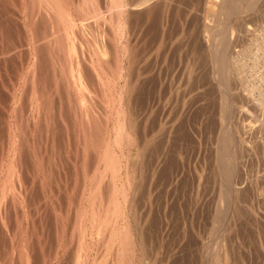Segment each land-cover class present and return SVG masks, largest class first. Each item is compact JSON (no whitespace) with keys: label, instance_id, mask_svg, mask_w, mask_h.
<instances>
[{"label":"rangeland","instance_id":"obj_1","mask_svg":"<svg viewBox=\"0 0 264 264\" xmlns=\"http://www.w3.org/2000/svg\"><path fill=\"white\" fill-rule=\"evenodd\" d=\"M23 3H22V2ZM65 1V3L67 4L66 6L69 8V10H70V12L74 15V16H77L78 17V15H83L82 13L84 12V13H86V8L88 9V11H87V14H85V16H87V18L86 19H88V21L90 22V25H91V23H92V26L91 27H93L92 29H87L88 31H92V32H96L97 31V35L98 36H95L96 38H95V42L97 41V43H96V46H97V44H98V46H99V48H101L100 50H104V52H106L105 54H106V56L108 57V60H107V62H108V64L110 65V66H114L113 67V70L111 71L110 69L112 68H107V67H104L105 65H103V68H101L100 66H98L97 65V63H96V65H94L93 64V66L96 68V69H94V67H93V71L95 70V72H98V70H100L99 71V77H100V80H101V83H100V87L98 86V83H97V86H95V88H93V92H94V89H97V90H95V92L97 93V95H95L96 93H94V95H93V102H94V104L96 105V107H95V109L96 110H98V111H100L101 112V116H103L104 115V113L105 114H107V113H110V114H107V116H106V119H105V121H107V124H105V128H104V136H103V144H102V147H103V149H102V147H101V149H102V151H101V149H99V151L98 150H94V152H92V150L91 151H88V153L90 154V155H88L87 154V152L85 151V146L83 145V143H84V141H81V140H83L82 139V136H81V133H80V129L78 128L79 126H78V124H77V122L75 123V126L73 125L74 124V117H73V114H72V112H71V110H73V109H70V107L68 108V106L71 104L70 102V100H69V103H67L68 102V98H67V94H65L66 92L64 91L65 90V82H62V83H64V85H63V87H62V83H60L59 81H56V77L55 76H57V75H54V73L52 74V72L54 71V70H52L53 69V67L51 66H47V63L46 62H48V59L46 58V57H48L47 55H46V53H45V51H42V46L40 47V48H42L40 51L39 50H37V52L34 54V52L32 53V50H33V46L31 47V45H32V42H31V40H30V35H31V29L28 27L27 28V26H28V23L26 22V18H27V15H26V13H25V11H24V9L21 7L22 5L24 6V0H0V25L1 24H3V26H4V29H3V26H0V28L2 27V29H0L1 31H0V55H2V56H0V115H2V116H0V152H3L2 154L0 153V155H2V157H3V159L1 158V156H0V171H1V173H0V189L2 188V190L4 191V192H7V197L6 196H4V192H3V194L1 195V198L2 199H6L5 201H3L2 199L0 200V203H1V209H0V211H1V213H0V216L1 215H3V216H1L0 217V220H1V222H0V255L1 254H3L2 256L4 257L5 256V258L2 260V256H0V260H2V262H6L7 264H24V263H26V264H77V261H75L76 259L74 258V256H72L73 254L75 255V253L74 252H76V251H78L79 250V248H78V237L79 236H84L83 238H85V240L83 239V243L85 244L84 246V251L86 252V254H88L87 255V259H88V261H87V259H86V264H92L93 262H92V260L93 261H95V262H97V263H99V264H103V255H106V253L107 252H109L108 250H107V248H106V246H109L110 247V245H106L107 244V241L106 242H104L105 240H107V239H110L109 237H107V235L105 236L104 235V233H103V231H104V229H101V231H97V229H94L93 228V226H92V221H91V212H92V210H91V208L92 209H95L96 207L95 206H97V204H98V209L100 210V212L102 211V209H100V208H103V210L107 207V211H108V213H109V211L111 212V209H112V206H113V204H115V199L114 198H116V196L119 198H117L118 200H120V203L121 204H123V205H121V207H122V211L124 210V207H125V209L126 210H124V212L122 213V211H120V213L118 212L117 213V216H118V221L116 222V224H115V226H116V228L118 229V228H120L121 226L119 225V224H121L122 223V218H123V220L125 219V220H127L128 222H130L133 226H136L135 228H136V231H137V233L139 234V235H143V237L145 238L144 239V241L146 242V248H147V252H148V257H151V255H152V257L151 258H154L155 257V259L158 257V255H160L155 261H154V263H152V264H213L212 262V259H213V254H210V253H207L206 252V248L208 247V249H210V247H211V249H210V252H213V251H211V250H213L217 245L215 244V240L217 239V237H219V235H220V237L221 236H223V235H221V234H219V231H218V229H216V226H217V224L218 223H223V224H226V223H228V221H229V223L232 225L233 223H234V221L236 222L235 224H233V225H235V226H237V228H236V230H234L235 228H234V226H233V229L230 231V233H228V234H226V235H224L223 237H225L224 238V240H226V245L227 246H225V247H228L229 246V248L231 247L230 245H232L233 247H231L230 248V251L231 250H234L235 251V249L237 248L240 252H242V253H240L241 254V256L242 257H240V254L238 255L237 253H235L234 252V257L235 258H231V260H230V258H226V260L224 261V263L225 264H264V233H262V232H264V204H263V202H264V131H262V129H260V131H258L259 129L258 128H261L260 127V125L258 124L259 122L258 121H256V120H251L250 122V124H251V126H252V129L250 130L251 132H248V133H246L247 132V127H246V122L250 119L249 117L246 119V120H237L236 119V122L240 125V126H238V128H239V131L241 132L245 127H246V131H245V133L244 132H241L240 134H241V136L243 135L244 136V138H243V140L245 139L246 141L245 142H243L245 145L249 142V140H250V138H251V140L252 141H254V142H252L251 140H250V142H251V146L253 147V149H252V151L250 152L249 151V153H247L246 151H243L242 153L243 154H241V158L239 159V165H238V168H237V170H236V179H235V183L236 184H239V181L241 180V178L243 177V180H244V190H241V192H240V194H238L237 195V199H236V201H235V203H238L237 205L238 206H236L235 205V207H238V209L234 212L233 211V215L235 216V217H233L231 214H232V212H229L230 213V215L229 216H231L232 218L231 219H228V218H230L229 216L227 217V219L224 221V220H222V219H220V218H218V216H217V214L216 215H214V217H211L212 215H213V210H214V203H216V201L218 200V198H216V196H217V193L218 192H220V189H221V184L219 185V181L217 180V178H214V172H212V168H210V170H209V168L206 170V174L205 175H203V177L201 178V184H200V186H199V189H201V191H199V197L198 198H195V195H194V192H192V190L193 191H195L194 189L195 188H192V183H194V185L196 184V182H192V180H191V177H193V176H186L185 177V175H184V172L186 171V164L184 165V163L187 161V159H186V155H185V149H183L184 148V146H185V143L184 142H186L185 141V139H183L182 137H183V128H186V126H184V125H186V120H184L185 119V117L183 116L184 114L182 113V112H184V110L182 111L181 110V103L180 102H182L183 103V101H182V99L184 98V99H186L187 98V92H186V90H185V88L183 89V87H185V86H187V87H189L190 86V84L189 83H187V81L185 82V83H181V82H178L179 80V77L180 76H182L183 77V75L182 74H180V73H183L184 75L186 74V73H184L186 70L185 69H183V68H181V67H184L183 66V64L185 65L186 63H187V60H188V62L190 63V65H191V68H193L192 69V72L194 73H200V74H196V75H193V77H192V80H191V84L195 87V81H196V83H197V81H198V83H199V85H200V83H201V87H199L200 89H201V91H199L200 89L197 87L196 89H194V90H191V92H192V94L188 97V98H190V100L188 99V101H187V104H186V106L188 105V103H189V105L188 106H190V107H188V108H190L189 110H190V112H194V111H196V110H198L199 109V113H198V115H201V116H199V118L201 117V120H202V124H201V129H200V131L201 132H203V133H201L200 132V141H201V146H200V154H198V159L201 161L202 159H203V157H206V160H208L209 159V157H208V155H211V162H212V158H213V153L211 154V151L210 150H213V148H214V145L216 144L215 142H217V139L219 138V136H221V131H223V129L221 130V128L223 127V122H225V119H226V117H229V119H227L228 121H233L234 120V117H233V113L230 111V110H227V112H226V116H225V111H222V114L221 115H219V101H217L218 99L217 98H219V96H218V93H216V89H214L215 88V86H214V84L209 80V77H207L206 78V76H208L209 74L208 73H210V69H209V67L211 68V66H210V61H209V59L206 57V55H200V52L199 51H196L197 50V48H195L194 49V46L196 47H198V42H196V44H195V37H194V35H195V28H194V26L196 27V25H207V23H208V25L207 26H210L211 27V30L213 31H211V33L210 32H203V34H201L200 35V37L202 38V40H206L205 38H207L208 37V39L207 40H209V38H211L212 36L211 35H213L212 33H221L222 31H220V29L221 30H223L224 28H225V26L224 25H226V24H222V22H220V21H222V19H221V16H219V15H221L220 13H222L221 11L219 12L218 11V9H217V6H216V9L214 8V11H213V13L212 14H210L209 15V13L208 14H206L207 12H208V8L205 6L206 4H204L203 5V3L202 2H204V0H190V2L192 1V2H194L195 4H197V5H193V3L191 2V4H189L190 2H188L189 0H185V1H183V0H161L162 2L160 3V0H158V1H156V0H151V6H152V8H151V6L149 7L150 8V12H149V15L147 16V10H145V11H142L143 13H141V12H139L138 14L137 13H133L132 12V14L129 16V18H128V22L126 21V12H127V9H126V5H129V3L128 2H130V0L128 1V0H117L116 2H115V0H89V2H87V0H64ZM109 1V2H108ZM173 1L174 2H176V3H173ZM179 1V3H177ZM182 1V2H181ZM207 1L208 0H206V3H207ZM118 2V3H117ZM120 2V3H119ZM159 2V3H158ZM166 2H168V3H166ZM172 4H175V5H170V3ZM89 3H90V5H89ZM122 3V4H121ZM127 3V4H126ZM152 3L154 4V5H152ZM165 3V4H164ZM183 5H182V4ZM184 3L186 4V5H188V6H186V5H184ZM202 5H201V4ZM209 3V2H208ZM262 3H264V1L262 2ZM20 4V5H19ZM87 4V5H86ZM113 4H115V6H111V5H113ZM118 4V5H117ZM121 4V5H120ZM198 4H199V6H198ZM210 4V3H209ZM18 5V6H17ZM163 5H165V6H163ZM169 5H170V7H169ZM177 5L178 6H181V8H177ZM71 6V7H70ZM92 6H93V8H92ZM186 6V7H185ZM190 6V7H189ZM195 6H197V7H195ZM19 7V8H18ZM77 7V8H76ZM91 7V8H90ZM114 7V8H113ZM116 7V8H115ZM119 7V9H120V7H121V9L119 10V9H117ZM128 7V6H127ZM167 7V8H166ZM169 7V8H168ZM172 7V8H171ZM185 9H184V8ZM192 7V8H191ZM199 7V8H198ZM261 7H263V9H262V12H261V14H264V5L263 4H261ZM22 8V9H21ZM74 10H73V9ZM108 8L110 9V10H108ZM176 10H174V9ZM189 10H188V9ZM190 8L192 9V10H190ZM207 8V9H206ZM78 9V10H77ZM85 9V10H84ZM92 9V10H91ZM96 9V11L94 12V10ZM98 9V10H97ZM165 9V10H164ZM170 9V10H169ZM179 9V10H178ZM194 9L195 10H197V11H199V14L201 15V13H202V16H200V17H197V11H194ZM19 10H21V11H19ZM81 12H80V11ZM84 10V11H83ZM114 10V11H113ZM162 10V11H161ZM178 10V11H177ZM180 10H183V11H181L180 12ZM184 10H186V11H184ZM187 10H188V12H187ZM201 10V11H200ZM205 10H206V13H204L205 12ZM110 11V12H109ZM111 11H113V12H111ZM116 11H117V13H116ZM160 11V12H159ZM203 11V12H202ZM78 12V13H77ZM88 12H90V13H88ZM93 12V13H92ZM145 12V13H144ZM173 12H175L176 13V16L174 15L175 13H173ZM177 12H178V15H177ZM186 13L187 12V15L186 14H184V13ZM192 12V13H191ZM80 13V14H79ZM102 13V14H101ZM216 15H215V14ZM25 14V15H24ZM90 14V15H89ZM95 14V15H94ZM98 14H101V16L99 15L98 16ZM111 14H112V16H111ZM154 14H156V15H154ZM180 14V15H179ZM182 14H184V15H182ZM208 15V16H210V17H207L206 15ZM214 14V16H213V18H214V20H213V18L211 17L212 15ZM20 15V16H19ZM89 15V16H88ZM96 15H97V17H96ZM109 16V18H107L108 16ZM120 15V16H119ZM182 15V16H181ZM222 15H224V13L222 14ZM8 16V17H7ZM84 16V15H83ZM104 16V17H103ZM106 16V17H105ZM154 16H156V17H154ZM181 16V17H180ZM208 18V19H206V17ZM264 16V15H263ZM10 17V18H9ZM25 17V18H24ZM91 17V18H90ZM100 17V18H99ZM145 17V18H144ZM166 17V18H165ZM172 17V18H171ZM189 17H193L192 19L193 20H190L191 18H189ZM203 17V18H202ZM8 18V19H7ZM96 18H97V22H96ZM104 18V19H103ZM116 18V19H115ZM137 18V20H136V22H135V19ZM151 18V19H150ZM163 18V19H162ZM205 18V19H204ZM210 18V19H209ZM262 18H264V17H262ZM40 19H42V18H40ZM39 18H37V20H38V22H37V32L40 30L39 28L40 27H38V26H41V24H42V28H41V30H43L44 28H46V25H43V22L41 21H39L40 20ZM99 19V20H98ZM129 19H131V20H129ZM147 19V20H146ZM155 19V20H154ZM185 19V20H184ZM187 19V20H186ZM196 19V20H195ZM198 19V20H197ZM204 19V20H203ZM212 19V20H211ZM216 19V20H215ZM221 19V20H220ZM10 20V21H9ZM17 20V22H15ZM94 20V22H92ZM106 20V21H105ZM174 20V21H173ZM183 20H184V22H183ZM208 22H207V21ZM2 21H6L5 23H1ZM27 21H28V19H27ZM98 21H100V23H102V25H100L99 24V22ZM104 23H103V22ZM172 21V22H171ZM189 21L191 22V23H189ZM193 21L195 22V24L193 23ZM201 21H203V22H201ZM214 23V24H212V22ZM217 21V22H216ZM255 22V24L254 25H252V22ZM261 20H259L258 18H254V19H252L251 20V25H252V27L253 28H255V29H257L256 31H258V29H260V28H264V19H263V21L262 22H260ZM14 22L16 23V25L18 26H16L15 24H14ZM105 22H106V24H105ZM112 22V23H111ZM127 22V23H126ZM133 22H134V24H135V26H134V24H133ZM151 22V23H150ZM196 22H197V24H196ZM39 23H41V24H39ZM96 23V24H95ZM98 23V24H97ZM148 23V24H147ZM181 23H182V25H181ZM184 23V24H183ZM187 23L189 24V26L187 25ZM219 23V24H218ZM20 24V25H19ZM94 24V25H93ZM109 24V25H108ZM121 24H123V25H125V24H127V25H125V27H122V25ZM145 24V25H144ZM152 24V25H151ZM194 25V26H192V25ZM259 24H261V27H260V25ZM8 25V26H7ZM27 25V26H26ZM96 25V26H95ZM105 25H107V27L105 26ZM111 25V26H110ZM116 25V26H115ZM132 25V26H131ZM165 25V26H164ZM212 25L214 26H218V27H212ZM220 25H221V27H220ZM43 26H45V27H43ZM98 26H102L101 28L100 27H98ZM133 26H134V28H133ZM140 26V27H139ZM164 26V27H163ZM171 26V27H170ZM187 26H188V28H187ZM224 26V27H223ZM91 27H88V28H91ZM106 27V28H105ZM110 27H111V29H110ZM127 27L129 28V30H127ZM137 27V28H136ZM193 27V28H192ZM78 29H77V32H76V34L78 35V36H76V34H75V37H79L81 40H82V43L80 42V39L78 38H75V47H77V46H79L80 45V43H81V45L82 46H84V48H82V46H80V47H77V48H81L80 50H82V51H80L79 49H77V52H79L80 51V53H79V55H78V57L80 58V55H81V53L83 52V51H85V52H83V56H81V58L82 59H84V57H85V60H86V62H88V63H86V64H89L90 63V61H89V57L90 56H88V55H90V53L91 54H93V52L91 51L92 50V48L90 47L91 45H92V47H93V49L95 50V42L93 41L92 42V36L91 35H87L86 37H84V32L86 33V29L85 30H83V32L81 31L82 29H80V26H78L77 27ZM94 28H97V29H94ZM103 28V30H100V29H102ZM161 28V29H160ZM199 28H201V26H199ZM217 28H219V32H218V30H217ZM7 29V30H6ZM27 29H30V31H28ZM99 29V30H98ZM134 29H136V30H134ZM141 29H142V31H141ZM148 29V30H147ZM24 30V31H23ZM80 30V31H79ZM133 30L136 32L137 31V33H138V35L137 36H139V34H140V37H138V43L139 44H137V49H138V51H139V55L137 56V57H139V64H137L139 67H138V69L139 70H141V68H142V65H144V63H142V62H140L141 60H143L144 58V61H145V64L147 65V70H151V71H149V72H147L146 74H145V78H143L142 76L140 77H138V78H140V80L138 81V82H141L142 80L144 81V83L143 82H141V84L140 83H138V88H139V92H140V90L143 88V90H141V91H143L144 92V88H145V95H147L148 94V91H150V93H149V98H148V102H149V104L150 105H148L149 107H147L146 106V111H147V113L149 112V110H150V106H152V108H153V106H156V102L158 101V103L160 104V105H162L163 106V112H162V114H158V116L160 117V118H155V117H158V116H154L153 114V111H152V113H151V115H148V116H150V118H149V120L147 119V120H141V124H142V130L140 129V132L139 133H136V136L139 134V136L137 137V138H139L138 139V141H140V142H138L137 141V139H136V136H134L135 138H134V140L136 141L135 142V145H131L130 147H129V149H128V147H126V144H124V143H122L121 145H117V143L114 141V139H115V134H114V132L116 133L117 132V129H115L116 128V125H117V123H118V116L120 115V114H118L119 112H120V108H121V105L122 104H124L123 102H121L122 101V99L120 98V94H121V97H122V93H120V89H121V85H122V77H121V74H120V71H119V69H118V65H120V60H122V58H123V54H122V44L123 43H127L128 41H127V38L128 37H130V34L133 32ZM138 30H139V32H138ZM146 30V31H145ZM171 30V31H170ZM182 30V31H181ZM186 30V31H185ZM194 30V31H193ZM22 31V32H21ZM102 31H103V33H102ZM177 31H179V32H177ZM184 31V32H183ZM5 32H6V34H5ZM18 32V33H17ZM25 32V33H24ZM82 32V33H81ZM94 32V33H95ZM109 32V33H108ZM112 32V33H111ZM118 32V33H117ZM131 32V33H130ZM154 32V33H153ZM177 32V33H176ZM182 32V33H181ZM190 32H192L191 34H190ZM193 32H194V34H193ZM9 33V34H8ZM11 33V34H10ZM22 33H24V34H22ZM28 33V34H27ZM81 33V34H80ZM89 33V32H88ZM100 33H102V35L100 34ZM121 33H122V35H121ZM170 33H172V34H170ZM175 33H176V35H175ZM83 34V35H82ZM93 34V33H92ZM106 35V37H105V35ZM110 34V35H109ZM141 34H143V35H141ZM169 34V35H168ZM5 35V36H4ZM22 35V36H21ZM99 35H101V36H99ZM111 35H112V37H111ZM147 35V36H146ZM208 35V36H207ZM11 36V37H10ZM82 36V37H81ZM88 36H90L89 38H87ZM128 36V37H127ZM151 36V37H150ZM160 36V37H159ZM171 36V37H170ZM173 36V37H172ZM179 36V37H178ZM182 37V39H184L183 41H181L180 39H181V37ZM183 36H184V38H183ZM191 38L192 40H190L189 38ZM191 36V37H190ZM10 37V38H9ZM21 37V38H20ZM97 37H98V40L99 41H101L102 40V37H103V42L101 41V42H99L98 40H96L97 39ZM110 37V38H109ZM116 37H117V40H116ZM204 37V38H203ZM26 38H28V39H26ZM86 38V39H85ZM189 39V41H188V39ZM201 38H200V40H201ZM7 39V40H6ZM21 39H23V40H21ZM89 39H91V42L93 43H91L90 41H89ZM119 39V40H118ZM146 39H148V42H147V40ZM175 39V40H174ZM11 40V41H10ZM78 40V42H80L79 44H77L78 42H76ZM86 40V41H85ZM87 40H88V42H87ZM105 40V41H104ZM142 40V41H141ZM144 40V41H143ZM150 40V41H149ZM157 40H158V45L156 46L155 44V42H157ZM170 40V41H169ZM206 40V41H207ZM21 41V42H20ZM84 41V42H83ZM159 41H160V43H159ZM193 41V42H192ZM9 42H11V43H9ZM17 42V43H16ZM87 43V44H84V43ZM91 44H90V43ZM113 42V43H112ZM118 42V43H117ZM154 42V43H153ZM161 42H163V43H161ZM186 42V43H185ZM16 43V44H15ZM18 43H20V44H18ZM26 43V44H25ZM31 43V44H30ZM88 43L90 44V46H88L87 47V45H88ZM105 43V44H104ZM142 45H141V44ZM149 43V44H148ZM170 43V44H169ZM178 43V44H177ZM180 43V44H179ZM187 44L186 46H185V44ZM192 43H193V46H192ZM9 44H11L12 45V47H10L11 45H9ZM101 46H100V45ZM106 46H104V45ZM112 44H113V46H112ZM166 44H168L167 46H166ZM176 44V45H175ZM183 44V45H182ZM189 44V45H188ZM9 45V46H8ZM20 45H22V46H20ZM24 45V46H23ZM94 45V46H93ZM109 45H111V46H109ZM156 46V48L155 47H153V46ZM173 46V48H172V46ZM175 45V46H174ZM180 45L182 46V47H180ZM97 46V47H98ZM145 46V47H144ZM150 46V47H149ZM184 46V47H183ZM193 47L192 49L190 48V47ZM18 47V48H17ZM31 47V48H30ZM96 47V48H97ZM103 47V48H102ZM109 47H111V48H109ZM158 47V48H157ZM176 47V49H175V51L176 50H178L177 52H175L174 53V48ZM86 48H88V49H86ZM107 48H108V50H107ZM114 48V49H113ZM170 48V49H169ZM16 49V50H15ZM28 49V50H27ZM83 49H85V50H83ZM91 49V50H90ZM151 49V50H150ZM190 49V51H187V50H189ZM10 50V51H9ZM13 50V51H12ZM20 50V51H19ZM31 50V51H30ZM44 50V49H43ZM79 50V51H78ZM87 50V51H86ZM108 51V53H107V51ZM143 50V51H142ZM156 51V52H154V51ZM180 50V51H179ZM182 50V51H181ZM194 50V51H193ZM28 51V52H27ZM193 51V52H192ZM196 51V52H195ZM8 52V53H7ZM12 52V53H11ZM17 52V53H16ZM38 52H43L46 56H44L42 53V57L41 56H39L40 54L38 53ZM87 52H88V54H87ZM116 52V56H114V53ZM158 52V54H157V56H156V54L155 53H157ZM184 52H186V53H184ZM191 54H190V53ZM195 52V53H194ZM11 53V54H10ZM16 53V54H15ZM111 53V54H110ZM113 53V54H112ZM154 53V54H153ZM165 53V54H164ZM176 53H178L179 54V58H178V55H176ZM180 53H182V54H180ZM188 53V55H186ZM196 53H198V55L196 54ZM204 53V52H203ZM4 54V55H3ZM7 54V55H6ZM87 54V55H86ZM192 54H195V56L194 55H192ZM6 55V56H5ZM13 55V56H12ZM32 55H35V56H39L40 57V59H39V61H41L40 62V64H38V67H37V69H35V75H34V82L36 83L35 84V87H37V91L39 90L40 91V93H42V92H46L45 94H43V98H45L46 96H47V98L46 99H49L50 100V106L52 107H50V109H49V118L48 119H44L45 118V116H43L45 113H43L39 118H41V120L42 121H40L39 120V123H35V124H32L31 123V121H29V123H28V120H26L27 122H25V119H26V117H22V119H21V121H22V132L23 133H21V135L20 136H17L16 135V127H14L16 124V118L18 119V121H20L19 119V116L15 113V111H13V110H15V108L14 107H16V106H12V105H14L13 104V102H11L10 100L13 98V96L15 97L16 95H17V97H21V103L22 104H24L25 106H23L24 108V112L26 113V115H27V112H26V110H27V98H29V96H27L26 94H28L27 92H28V90H30L31 89V85H25V86H23V87H19V86H17L18 84H20V83H18V81L20 80L19 78L20 77H22V73H25V71H26V62L27 61H29L30 62V60L32 59ZM122 55V56H121ZM151 55V56H150ZM186 55V56H185ZM196 55L198 56L197 58H196ZM174 56V57H173ZM182 56V57H181ZM185 56V57H184ZM189 56V57H188ZM192 56V57H191ZM202 56V57H201ZM204 56V57H203ZM87 57V58H86ZM144 57V58H143ZM22 58V59H21ZM23 58H25V59H23ZM80 58V59H81ZM187 60H186V59ZM192 60H191V59ZM204 58V59H203ZM28 59H30V60H28ZM43 59V60H42ZM81 59V65H82V67L85 69L86 68V72H87V74H88V76H89V78L90 79H92L93 80V84L94 85H96V81L94 80V79H96V77H94L95 75H93V73H92V69H90V67H84L83 65H85V61L83 62V60ZM112 59V60H111ZM26 60V61H25ZM45 60H47V61H45ZM157 60V61H156ZM186 60V61H185ZM206 60V61H205ZM114 61V62H113ZM156 61V62H155ZM195 61V62H194ZM206 62L205 64H204V62ZM25 62V63H24ZM107 62L105 63V64H107ZM110 62V63H109ZM119 64H118V63ZM122 62H124V61H122ZM200 62V63H199ZM203 62V63H202ZM23 63V64H22ZM117 63V64H116ZM45 64V65H44ZM104 64V63H103ZM115 64L117 65L116 67H115ZM124 64V65H123ZM169 64V65H168ZM182 64V65H181ZM201 64V65H200ZM122 65H123V67H127V66H125L126 65V63H122ZM149 65V66H148ZM156 65V66H155ZM204 65V66H203ZM35 67H36V65H34ZM43 66V67H42ZM47 66V67H46ZM86 66H88V65H86ZM152 66V67H151ZM200 66V67H199ZM34 67V68H35ZM50 67V68H49ZM41 68V69H40ZM45 68V69H44ZM116 69V73H115V69ZM150 68V69H149ZM153 68V69H152ZM200 68V69H199ZM24 69H25V71H24ZM50 69V70H49ZM102 69V70H101ZM126 69V68H125ZM206 69H207V71H206ZM209 69V70H208ZM42 70V71H41ZM52 70V71H51ZM105 70V71H104ZM107 70V71H106ZM110 70V71H109ZM193 70H195V71H193ZM203 70V71H202ZM40 71V72H39ZM50 71V72H49ZM114 71V72H113ZM182 71V72H181ZM209 71V72H208ZM112 72V73H111ZM110 73V74H109ZM114 73V74H113ZM119 73V74H118ZM139 73H140V71H139ZM203 73V74H202ZM208 75H207V74ZM47 74V75H46ZM92 74V75H91ZM107 74V75H106ZM148 74H149V76H148ZM155 74V75H154ZM204 74H206V75H204ZM54 75V76H53ZM144 75V74H143ZM149 77H147V76ZM161 76V79H160V76ZM198 75H199V77H198ZM201 75V76H200ZM38 77V79H36L35 77ZM42 78H41V77ZM45 76H47V77H45ZM93 76V77H92ZM153 77V78H150V77ZM156 76V77H155ZM194 76H197L196 78L194 77ZM203 76V77H202ZM205 76V77H204ZM54 77V78H53ZM109 77V78H108ZM158 77V78H157ZM185 77V76H184ZM183 77V78H184ZM52 79V81H51V79ZM107 78V79H106ZM111 78V79H110ZM115 78V79H114ZM117 78V79H116ZM141 78H142V80H141ZM155 78H157L156 80H155ZM203 78V79H202ZM18 79V80H17ZM44 79V80H43ZM49 79V80H48ZM146 79H147V81L149 80V82H147L146 81ZM152 79V80H151ZM195 79V80H194ZM200 79H202L203 81H201L200 82ZM207 79V80H206ZM37 80H39L40 81V83L42 84V85H44L43 87L41 86V84L39 83V81H38V83L36 82ZM206 80V81H205ZM113 81V82H112ZM150 81L152 82V83H150ZM154 81V82H153ZM156 81H158V82H156ZM185 81V80H184ZM17 82V83H16ZM33 82V83H34ZM43 82V83H42ZM46 82V83H45ZM49 82H51V83H49ZM55 82V83H54ZM95 82V83H94ZM105 82V83H104ZM112 82V83H111ZM147 82V83H146ZM206 84H205V83ZM209 82V83H208ZM56 83L58 84V86L59 87H57L56 86ZM108 83V84H107ZM146 83V84H145ZM181 83V84H180ZM203 83H204V85H203ZM208 83V84H207ZM115 84V85H114ZM148 84V85H147ZM151 84V85H150ZM154 84V85H153ZM160 84V85H159ZM162 84V85H161ZM177 84H180V85H177ZM9 85H11V86H9ZM37 85V86H36ZM40 85V87L38 88V86ZM54 87H53V86ZM93 85V86H94ZM191 85V86H192ZM198 85V86H199ZM207 85H209L208 87H206ZM7 86V87H6ZM26 86H28V87H30V89L29 88H27ZM49 86H51V88L49 87ZM55 86L58 88H55ZM158 88H157V87ZM205 86V87H204ZM9 87V88H8ZM11 87V88H10ZM18 87H19V89H18ZM61 87V88H60ZM97 87V88H96ZM142 87V88H141ZM148 87V89L146 90V88ZM153 87V88H152ZM155 87V88H154ZM177 87H178V89H177ZM203 87V88H202ZM44 90L45 88V90L43 91L42 89ZM24 89V90H23ZM27 89V90H26ZM60 89V90H59ZM63 89V90H62ZM103 89V90H102ZM113 89V90H112ZM154 89H156V94H155V90ZM202 89H203V91H202ZM209 89H211L210 90V92H209ZM12 90V91H11ZM14 90H16V91H14ZM42 90V91H41ZM52 92H51V91ZM57 90V91H56ZM102 90V91H101ZM109 90V91H108ZM185 90V91H184ZM154 91V92H153ZM157 91H158V93H157ZM207 91V92H206ZM12 94H11V93ZM20 92V93H19ZM51 92L52 93V95H50V96H52V98L51 97H48V95L47 94H49V93ZM54 92V93H53ZM99 92H101V95H100V93ZM113 92V93H112ZM122 92V91H121ZM135 92H136V90L134 91L133 90V92L131 91V93H128V94H130V95H127V97H128V99H129V104H130V107H132V106H134V105H132L133 103H135V101H136V98H135ZM190 92V93H191ZM195 92H198V94H200V93H202V92H204L202 95L200 94V96H196L195 95ZM13 93H15V94H13ZM17 93V94H16ZM25 93V94H24ZM30 93V92H29ZM50 93V94H51ZM147 93V94H146ZM22 94V95H21ZM41 94V95H42ZM93 94V93H92ZM141 94L143 95V93L141 92ZM154 94V95H153ZM216 94H217V96H216ZM57 95V96H56ZM59 95H61V96H59ZM141 95V97L139 98V99H137V100H140V101H137L136 103L138 104V103H140L141 102V100L145 97V95H143L142 96ZM153 95V96H152ZM195 95V97H193ZM206 95H207V97H206ZM70 96H71V94H70ZM108 96V97H107ZM119 96V97H118ZM151 96H152V99H150L151 98ZM160 96V97H159ZM205 96V97H204ZM24 97V98H23ZM96 97V98H95ZM100 97H101V99H100ZM156 97V98H155ZM191 97L192 98H194V99H191ZM199 97H200V100H199ZM9 98V99H8ZM61 98V99H60ZM133 98V99H132ZM168 98V99H167ZM195 98H197V100H198V102L196 103L195 101ZM203 98V99H202ZM210 98V99H209ZM213 98V99H212ZM8 99V100H7ZM54 99V100H53ZM104 99V100H103ZM111 99V100H110ZM155 99V100H154ZM160 99H162V100H160ZM166 99V100H165ZM183 99V100H184ZM48 100V101H49ZM53 100V101H52ZM95 100H97V101H95ZM101 100V101H100ZM132 100V101H131ZM152 100V101H151ZM181 100V101H180ZM191 100H193L191 103L192 104H194V102L196 103L195 105H191V103H190V101ZM202 100V101H201ZM2 101V102H1ZM4 101V102H3ZM23 101V102H22ZM151 101V102H150ZM160 101V102H159ZM162 101V102H161ZM178 101V102H177ZM185 101V100H184ZM9 102H10V104H9ZM24 102H26V103H24ZM52 102V103H51ZM117 102V103H116ZM200 102V103H199ZM216 102V103H215ZM218 102V103H217ZM2 103V104H1ZM8 103V104H7ZM58 103V104H57ZM97 103V104H96ZM106 103V104H105ZM132 103V104H131ZM213 103V104H212ZM12 104V105H11ZM56 104H57V106H56ZM99 104H100V106H99ZM103 106H102V105ZM177 104L179 105V106H177ZM5 105V106H4ZM64 105V106H63ZM94 105V106H95ZM107 105H108V107H107ZM200 105V106H199ZM66 106V107H65ZM102 106V107H101ZM117 106V107H116ZM135 106H136V104H135ZM134 106V108L135 109H137V108H140V110H141V107L140 106H142V104L140 105L139 104V106H136L135 107ZM196 106V107H195ZM199 106V107H198ZM212 107V108H211ZM218 107V108H217ZM9 108H10V110H9ZM13 108V109H12ZM56 108V109H55ZM62 108V109H61ZM102 108V109H101ZM113 108H115V109H113ZM116 108H118V109H116ZM133 108V112H135V109ZM187 108V107H186ZM208 108V109H207ZM66 109V110H65ZM154 109V108H153ZM180 109V110H179ZM194 109H196V110H194ZM202 109H203V111H202ZM213 111H212V110ZM218 110V112H216L217 110ZM52 110V111H51ZM59 110V111H58ZM70 112H69V111ZM117 110H119L118 111V113L116 112ZM139 110V109H138ZM139 110V111H140ZM177 110V111H176ZM191 110H193V111H191ZM9 111H12V112H9ZM115 111V112H114ZM175 113H174V112ZM179 111H181V115L179 116V118H178V120H177V116L175 115V114H179ZM209 113H208V112ZM215 111V112H214ZM231 113H230V112ZM5 112V113H4ZM52 112H54V113H52ZM63 112V113H62ZM99 112V113H100ZM213 112V113H212ZM62 113V114H61ZM186 113V112H185ZM230 113V114H229ZM14 114H16L17 115V117H16V115L14 116ZM51 114V115H50ZM61 114V115H60ZM65 116H64V115ZM68 114V115H67ZM103 114V115H102ZM183 114V115H182ZM215 114V115H214ZM232 114V115H231ZM4 115V116H3ZM54 115V116H53ZM64 117H63V116ZM67 115V116H66ZM163 115V116H162ZM170 115V116H169ZM175 115V116H174ZM207 115V116H206ZM230 115V116H229ZM42 116H43V118H42ZM58 116V117H57ZM154 116V117H153ZM174 117V118H176L174 121L172 120L171 121V117ZM182 116V117H181ZM55 119H54V118ZM66 117V118H65ZM70 117V118H69ZM73 117V118H72ZM151 117H152V119H151ZM203 117V118H202ZM232 119H231V118ZM51 118H53V120L51 119ZM68 118V119H67ZM108 118V119H107ZM156 120H155V119ZM182 118V119H181ZM207 118V119H206ZM219 118V119H218ZM225 118V119H224ZM44 119V120H43ZM117 119V120H116ZM151 119V120H150ZM211 119H213L212 121H211ZM30 120V119H29ZM71 120V121H70ZM112 120V121H111ZM116 120V121H115ZM154 120V122H152ZM160 120V121H159ZM170 120V121H169ZM200 120V119H199ZM220 120L221 121H223V122H221L220 123ZM52 121H55V122H53V124L51 123ZM63 121V122H62ZM67 121V122H66ZM73 121V122H72ZM119 121H120V118H119ZM144 123H143V122ZM149 121H151V124H150V122ZM163 121V122H162ZM165 121V122H164ZM218 121H219V123H218ZM242 121L243 122H245V123H243V127L241 126L242 125ZM42 122H44V123H42ZM65 122V123H64ZM71 122V123H70ZM104 122V121H103ZM110 122V123H109ZM160 122V123H159ZM169 122V123H168ZM174 122V123H173ZM27 123V124H26ZM63 123L65 124V125H63ZM73 123V124H72ZM148 123V124H147ZM153 123V124H152ZM181 123V124H180ZM184 123V124H183ZM212 123V124H211ZM241 123V124H240ZM11 124V125H10ZM23 124H25V125H23ZM29 124H31V125H29ZM104 124V123H103ZM115 124V125H114ZM147 124V125H146ZM161 124H164L163 126H161ZM166 124V125H165ZM245 124V125H244ZM255 124V125H254ZM5 125V126H4ZM8 125V126H7ZM33 125H34V127H33ZM43 125V126H42ZM58 125V126H57ZM67 125V126H66ZM72 125V126H71ZM112 125V126H111ZM176 126V127H173V126ZM193 125V124H192ZM221 125H222V127H221ZM11 128H10V127ZM48 126V127H47ZM78 126V127H77ZM103 126V125H102ZM143 126H145V127H143ZM150 126V127H149ZM154 126V127H153ZM160 126H161V128H160ZM166 126V127H165ZM177 126H180V127H177ZM182 126H184V127H182ZM214 126V127H213ZM5 129H4V128ZM8 127V128H7ZM58 127V128H57ZM112 127V128H111ZM164 127V128H163ZM172 127V128H171ZM191 127V126H190ZM13 128V129H12ZM30 128V129H29ZM38 128V129H37ZM40 128V129H39ZM51 128H53V129H51ZM146 130H145V129ZM149 128V129H148ZM160 128V129H159ZM167 128V129H166ZM176 128V129H175ZM179 130H178V129ZM218 128H220V130L218 129ZM258 131H256L255 129ZM36 131H38V132H36ZM52 130L51 131V133H48V132H50L49 130ZM68 129V130H67ZM78 129H79V132H78ZM158 129V130H157ZM172 129L174 130V131H172ZM180 129H182V130H180ZM254 129V130H253ZM29 130V133L31 134H29L28 133V135L26 134L27 133V131ZM30 130H32V133L30 132ZM57 132H55V131ZM62 130V131H61ZM73 130V131H72ZM161 130H164V131H161ZM172 132H171V131ZM215 130V131H214ZM253 130V131H252ZM34 131H35V133L37 134V137H36V134L34 133ZM47 131V132H46ZM65 131V132H64ZM68 131V132H67ZM156 131V132H155ZM161 131V132H160ZM168 131V132H167ZM176 131V132H175ZM181 131H182V133H181ZM218 131V132H217ZM220 131V132H219ZM255 131V132H254ZM74 132V133H73ZM82 132V131H81ZM112 132V133H111ZM10 133V134H9ZM66 133H69V134H66ZM172 133H175V134H172ZM206 133H208L207 135H206ZM218 133H219V135H218ZM244 133V134H243ZM252 135H251V134ZM22 134H24V135H22ZM35 134V135H34ZM41 134V135H40ZM54 134V135H53ZM72 134V135H71ZM80 135V136H78L77 137V135ZM141 134V135H140ZM157 134V135H156ZM252 136H250V135ZM254 134V135H253ZM257 134H258V136H257ZM12 135H14V136H16V138L15 139H13L12 137H14V136H12ZM47 135V136H46ZM56 135V136H55ZM60 135V136H59ZM68 135V137H66ZM108 135V136H107ZM151 135V136H150ZM171 135H173V136H171ZM176 135V136H175ZM198 135V134H197ZM218 135V136H217ZM248 135V136H247ZM3 136V137H2ZM10 136V137H9ZM23 136V137H22ZM27 136V137H26ZM42 136V137H41ZM167 136V137H166ZM170 136V137H169ZM182 136V137H181ZM213 136V137H212ZM236 136V135H235ZM242 136V137H243ZM255 136V137H254ZM20 139H18V138ZM26 137V138H25ZM37 138V140H36V138ZM49 137V138H48ZM62 137V138H61ZM64 137V138H63ZM73 137H74V139H73ZM143 137V138H142ZM145 137V138H144ZM151 137L153 138V139H151ZM159 137V138H158ZM203 137V138H202ZM4 138H5V140H4ZM9 138H10V140H9ZM24 138V139H23ZM30 138H31V140H30ZM50 138L52 139L53 138V140H50ZM56 138V139H55ZM66 138V139H65ZM71 138L74 140H71ZM171 138V139H170ZM175 138V139H174ZM182 138V139H181ZM191 138H193V137H191ZM216 138V139H215ZM237 138V137H236ZM249 138V139H248ZM263 138V139H262ZM6 139H8V140H6ZM29 139V140H28ZM32 139H34V140H32ZM45 139H49L48 141H46L45 142ZM61 139V140H60ZM76 139V140H75ZM112 139H113V141H112ZM147 139V140H146ZM177 139H179L180 141H178ZM17 140V142L19 143V142H22L23 140L25 141V140H28V143L26 142L25 144H23V145H21V143H14L13 141H16ZM41 140H42V142H41ZM54 140H56V141H54ZM111 142H109V141ZM142 140V141H141ZM153 140H156V141H152ZM164 140V141H163ZM171 140H173V141H171ZM177 142H176V141ZM182 140H183V142H182ZM237 140V139H236ZM248 140V141H247ZM34 143H33V142ZM36 141H38L37 143H35ZM62 141H64L63 143H62ZM69 141H71L70 143H69ZM72 141H73V143H76V144H74L73 145V143H72ZM78 141V142H77ZM144 141V142H143ZM148 141V142H147ZM159 141V142H158ZM174 141L176 142V143H174ZM256 141V142H255ZM5 142H7L6 143V145H4L5 144ZM51 142V143H50ZM54 142V143H53ZM83 142V143H82ZM113 142H115V143H113ZM142 142V143H141ZM181 142H182V144H184V145H179V144H181ZM12 143V144H11ZM13 143L14 144H16V148L19 150V152L21 153V152H24L26 149H27V152L28 153H26V151L24 152V154L23 153H21L22 155H18V154H20V153H17V149H13V147H11V145H13ZM33 143V144H32ZM40 143H43V145L41 144V147H40ZM82 143V144H81ZM109 143H110V145H109ZM140 145H139V144ZM148 143V144H147ZM168 143V144H167ZM255 143V144H254ZM3 144V145H2ZM47 144V145H46ZM48 144H50L49 146H48ZM71 144V145H70ZM108 144V146H106ZM138 146H137V145ZM164 146H163V145ZM167 144V145H166ZM173 144V145H172ZM195 144V143H194ZM214 144V145H213ZM262 144V145H261ZM10 145V146H9ZM18 145V146H17ZM27 146V148L25 147V146ZM62 145V146H61ZM65 147H64V146ZM68 145V146H67ZM73 145V146H72ZM111 145H112V147H111ZM125 147H123V146ZM147 145L149 146V147H147ZM153 145V146H152ZM253 145H255V146H253ZM3 146V147H2ZM5 146V147H4ZM76 146H77V149H76ZM107 148V147H111L110 149L108 148V150L111 152L110 153V155H112V156H110L109 154H107V156L109 155L110 157V159H112L113 160V162H114V160L115 161H117V162H114L115 164L117 163L118 164V166H116V167H119V170H121V168H122V174H123V172H124V165L122 166V164H124V157L125 156H122V154L123 155H125L126 153H128L129 155H130V157L131 156H133V157H136V150H137V148L138 149H140L141 151H142V153H141V155H140V158H142V159H144L145 160V163H144V160H143V162H142V160L140 161V168H139V170L141 171H139L138 170V168H136V177H135V179H133L132 180V184H131V187H133V190L131 191V187H130V184H129V186L127 185L128 184V182L126 181V180H124L123 179V181L121 180L120 181V179H119V177H120V171H115V172H117V173H115L114 172V175L113 176H117L118 177V179L117 178H111L112 176H111V173L109 174V172H110V170H108V169H106L105 168V165H104V161H103V159H104V157L105 156H103V159L101 158L102 157V155H103V152H104V148L105 147ZM114 146V147H113ZM116 146L118 147L119 146V148H116ZM168 146V147H167ZM176 146V147H175ZM179 146V147H178ZM181 146V147H180ZM202 146H204V147H202ZM212 146H213V148H212ZM261 146V147H260ZM9 147H11V148H9ZM21 147V148H20ZM54 147V148H53ZM67 147V148H66ZM123 147V148H122ZM147 147V148H146ZM173 147V148H172ZM195 147V146H194ZM257 149H256V148ZM9 148V149H8ZM20 148V149H19ZM26 148V149H25ZM42 150H41V149ZM64 148H66V149H64ZM69 148V149H68ZM73 148V149H72ZM84 150H83V149ZM135 148H136V150H135ZM146 148V149H145ZM151 148V149H150ZM158 148V149H157ZM175 148H178V149H176L175 150ZM193 148V147H192ZM260 148H261V150H260ZM3 149H6V150H3ZM22 149V150H21ZM80 149V150H79ZM175 150V152L176 151H179L178 153H177V156H176V153L175 152H173L174 150ZM210 149V150H209ZM263 149V150H262ZM2 150V151H1ZM9 150L11 151V152H9ZM21 150V151H20ZM49 150H52V151H49ZM70 150V151H69ZM74 150V151H73ZM113 150V151H112ZM121 150H122V152H121ZM160 150V151H159ZM165 150V151H164ZM181 150H183V151H181ZM195 150V149H194ZM193 149L191 150V152H190V150H189V152L191 153V159H190V164L192 165V164H194V162H196L198 159H195L194 158V156H193V154H192V152L194 151ZM49 151V152H48ZM101 151V152H100ZM143 151H145V153L143 152ZM159 151V152H158ZM7 152H8V154H7ZM14 152V153H13ZM36 152H38V153H36ZM54 152V153H53ZM73 152V153H72ZM96 152V153H95ZM97 152H99V153H97ZM117 152V153H116ZM119 152H121V153H119ZM126 152V153H125ZM135 152V153H134ZM151 152V153H150ZM162 152V153H161ZM167 152H169V153H167ZM171 152V153H170ZM182 152V153H181ZM34 153V154H33ZM49 153V154H48ZM51 153V154H50ZM62 153V154H61ZM71 153V154H70ZM75 153V154H74ZM80 153V154H79ZM93 153V154H92ZM94 153L96 154V155H94ZM113 153V154H112ZM115 153V154H114ZM165 153V155H164V158H163V154ZM173 153H175V154H173ZM184 153V154H183ZM206 153H208V154H206ZM210 153V154H209ZM6 154L7 155H10V156H6ZM15 156H14V155ZM56 154V155H55ZM121 154V155H120ZM132 154H134V155H132ZM146 154V155H145ZM168 156H170L171 158H173L172 160H171V158L169 159V157H167V155ZM181 154V155H180ZM184 156H183V155ZM203 154H204V156H203ZM247 154H249L248 156L245 155ZM258 154V155H257ZM261 154V155H260ZM13 155V157H14V160H15V162L16 163H19V164H22V166L20 165L19 166V164H16L15 163V165H16V168H17V171H19L18 173H20L21 174V172H23V171H25V172H23L24 174H21V175H23L22 176V179L21 178H19V180H17V178L18 177H14V183L13 182H11L12 184L11 185H9V186H7V184L5 185L6 186V189H4L3 187H4V185L2 186V184H1V182L4 180V178H5V176L7 177V175H4V174H7V170H5L6 169V167L4 166V164H6V166H7V164H8V160L10 161V159L12 158L11 156ZM36 155V156H35ZM54 155V156H53ZM62 155V156H61ZM87 155V156H86ZM91 155H92V157H91ZM94 155V156H93ZM99 155V156H98ZM206 155V156H205ZM245 157H244V156ZM17 156V158H15ZM33 156H34V158H33ZM45 156V157H44ZM49 156V158H47ZM52 156H53V158H52ZM64 156V157H63ZM74 156V157H73ZM80 156V157H79ZM89 156L91 157V158H89ZM114 156H118L119 158H114ZM123 158H122V157ZM11 157V158H10ZM18 157H19V159H18ZM22 159H21V158ZM31 159H30V158ZM39 157V158H38ZM50 157H51V160H50ZM59 157H60V159H61V161H60V159H59ZM101 158V159H98V158ZM159 157H161V158H159ZM176 157H178V158H176ZM180 157H184V158H182V161L184 162H182L181 161V159H180ZM38 160H37V159ZM40 158H42V159H40ZM45 158H47V159H45ZM56 158V161L54 160ZM67 158H68V160H67ZM71 158V159H70ZM153 158V159H152ZM208 158V159H207ZM26 159V160H25ZM30 161H29V160ZM36 159V160H35ZM59 159V160H58ZM108 159V158H107ZM119 161H118V160ZM131 159L133 160H135V158H132L131 157ZM148 159V160H147ZM158 159V160H157ZM163 159V160H162ZM164 159H166V160H164ZM168 159V160H167ZM175 159V160H174ZM205 159V158H204ZM242 159V160H241ZM244 159V160H243ZM250 159V160H249ZM262 159V160H261ZM43 160V161H42ZM54 162H53V161ZM92 160H93V162H92ZM98 160H100V161H98ZM111 160V161H112ZM161 160V161H160ZM176 160H178V161H176ZM246 160V161H245ZM19 161V162H18ZM22 161V162H21ZM25 161V162H24ZM32 161V162H31ZM35 161V162H34ZM38 161L40 162V163H38ZM48 161V162H47ZM65 161V162H64ZM149 161V162H148ZM153 161V162H152ZM166 161H169V162H166ZM179 161H180V163H179ZM204 161V160H203ZM243 161H245V162H243ZM249 161V162H248ZM257 161V162H256ZM259 161H260V163H259ZM3 162V163H2ZM21 162V163H20ZM26 162L27 163H29V164H26ZM30 162H31V164H30ZM45 162V163H44ZM62 162V163H61ZM87 164H86V163ZM98 162H99V164H98ZM103 162V165H104V169H103V171H104V174L103 175H105V177H106V179L105 178H103V186L105 187V188H108L109 189V187H110V189L108 190V193H114L115 195L116 194H118V192H119V190H118V188L120 189V187L122 188L123 186L126 188V192H127V196H128V198H127V201H126V205H124V203H122V195H120V194H118V195H113V201H114V203L112 204V206H111V204H108V205H106V203H107V201L105 200V198L107 199V197H106V194H107V190H106V193H105V188H103L102 187V185H100L99 186V188H101V195H103L102 196V198L99 200V199H93L92 198V196H91V191H92V187H93V181H90L89 182V180H91L93 177H94V175L96 174V172H94L95 170L97 171V173L98 174H96L95 176H96V178L97 179H101V178H99V177H97V175L99 176V173L100 172H102V171H98L99 169L100 170H102V163ZM147 162V163H146ZM153 164H152V163ZM163 164H162V163ZM174 162V163H173ZM176 162V163H175ZM178 162V163H177ZM242 162V164H240ZM248 162V164H246ZM43 163V164H42ZM46 163H48V164H46ZM67 163V164H66ZM73 163H75V164H73ZM92 163H94L93 164V167L91 168V170H90V168L89 167H91L92 166ZM143 163V164H142ZM166 163V164H165ZM172 163V164H171ZM250 163V164H249ZM257 163V164H256ZM3 164V165H2ZM32 164L33 165H35V167L34 166H32ZM47 166H46V165ZM60 164V165H59ZM83 164V165H82ZM102 166H101V165ZM116 164V165H117ZM146 164H148V168L150 167V170L149 169H147V165ZM151 166H150V165ZM165 164V165H164ZM171 164V165H170ZM189 164V168L190 169H192L190 172H191V175H192V173L194 172L193 170H194V168L195 167H193L194 165H190ZM206 164V166L207 165H209V160L207 161V163H205ZM211 164V163H210ZM247 166H246V165ZM29 165V166H28ZM44 165L46 166V167H44ZM56 165V166H55ZM76 165H77V167H76ZM97 165H99V166H97ZM170 165V166H169ZM177 165V166H176ZM181 165V166H180ZM242 165V166H241ZM40 166V167H39ZM60 167V169H59V167ZM67 166V167H66ZM69 166V167H68ZM84 166V167H83ZM88 166V167H87ZM146 168H145V167ZM154 166H156V167H154ZM185 166V167H184ZM209 166H211V165H209ZM209 166H207V167H209ZM247 167V168H249V170L248 169H246L245 168V170L243 171L242 169H244V167ZM18 167H21V168H18ZM33 167V168H32ZM54 167V168H53ZM98 167V168H97ZM100 167V168H99ZM160 167V168H159ZM174 167V168H173ZM193 167V168H192ZM38 168V169H37ZM44 168H46V169H44ZM49 168V170H47ZM52 168V169H51ZM66 168V169H65ZM74 168V169H73ZM88 168V170L86 171V172H84L85 171V169H87ZM97 168V169H96ZM145 168V169H144ZM155 168V169H154ZM253 170H252V169ZM2 169V170H1ZM19 169H23V171H20ZM36 170V174L35 173H33V172H35V171H33V170ZM42 169V170H41ZM52 170V172H51V170ZM83 169V170H82ZM92 169H94L93 171H92ZM106 169V170H105ZM155 171H154V170ZM161 169V170H160ZM170 169V170H169ZM178 169L180 170V171H178ZM241 169V170H240ZM30 170H31V175H30ZM41 172H40V171ZM64 170V171H63ZM77 170H79V171H77ZM107 170L109 171L108 172V174H105V172L107 173ZM146 170V171H145ZM152 170V171H151ZM174 170V171H173ZM239 170V171H238ZM248 170V171H247ZM3 171V172H2ZM6 171V172H5ZM27 171V172H26ZM148 171H150V172H148ZM193 171V172H192ZM52 174H51V173ZM63 172V173H62ZM68 172V173H67ZM70 172H73V173H70ZM91 173V174H88V173ZM119 172V173H118ZM147 172V173H146ZM173 172V173H172ZM26 173V174H25ZM85 173H86V175H85ZM166 173V174H165ZM177 173V174H176ZM181 173V174H180ZM213 173V174H212ZM240 173V174H239ZM249 173V174H248ZM253 175H252V174ZM34 176H33V175ZM61 174V175H60ZM64 176H63V175ZM77 174V175H76ZM80 174V175H79ZM94 174V175H93ZM141 174V175H140ZM154 175V177H153V175ZM161 176H160V175ZM185 174H186V172H185ZM212 174V175H211ZM243 174V175H242ZM245 174V175H244ZM246 174H248L247 176H246ZM27 175H29V176H27ZM42 175H44V178H43V176ZM49 175H51V177L49 176ZM53 175V176H52ZM56 175H58V176H56ZM70 175H71V177H70ZM74 175V176H73ZM85 175V176H84ZM87 175L90 177H88L87 178ZM93 176L92 178H91V176ZM135 175V174H134ZM139 175V176H138ZM156 175V176H155ZM239 175V176H238ZM242 175V176H241ZM251 175V176H250ZM31 176H33V178H31L30 179V177ZM56 176V177H55ZM62 176V177H61ZM77 176V177H76ZM81 176V177H80ZM145 176V177H144ZM249 176V177H248ZM253 176H254V178H253ZM19 177H20V175H19ZM28 177V178H27ZM39 178V179H37V178ZM64 177V178H63ZM108 177L110 178V179H108ZM149 177V178H148ZM156 177H158V178H156ZM167 177V178H166ZM188 178L187 180L185 179V178ZM241 177V178H240ZM247 177V178H246ZM256 177H258V179H256ZM25 178V179H24ZM36 178V179H35ZM58 178H59V180H58ZM66 178V179H65ZM79 178H81L80 180H79ZM96 178L94 177V181H96ZM184 178V179H183ZM212 178L213 179H216V180H212ZM240 178V179H239ZM250 178V179H249ZM68 179V180H67ZM72 179H73V181H72ZM76 179V180H75ZM112 179H113V182H110V181H112ZM126 179V178H125ZM132 179V178H131ZM138 179V180H137ZM146 179V180H145ZM147 179H148V181H147ZM177 179V180H176ZM179 179V180H178ZM205 179V180H204ZM249 181H248V180ZM16 180V181H15ZM21 180V181H20ZM32 180V181H31ZM36 180H38V181H36ZM40 180V181H39ZM46 180H48V181H46ZM51 180V181H50ZM67 180V181H66ZM115 180V181H114ZM122 182V183H120V184H118L119 182ZM135 180H137L136 181V183L134 182ZM140 180V181H139ZM152 180H153V182H152ZM185 180L187 181V184L185 183V184H183V181L185 182ZM238 180V181H237ZM245 180H247V181H245ZM27 181V182H26ZM36 181V182H35ZM64 181V182H63ZM72 181V182H71ZM76 181V182H75ZM126 181V182H125ZM159 181V182H158ZM188 181H190V182H188ZM213 181V183H211ZM215 181V182H214ZM19 182V183H18ZM33 182H35V183H33ZM39 182H40V184H39ZM42 182V183H41ZM57 182V183H56ZM71 182V183H70ZM84 182H85V184H84ZM107 182H109V183H107ZM116 184H115V183ZM126 183V186L129 188V189H127V187L125 186V183ZM134 182V183H133ZM162 182V183H161ZM173 182V183H172ZM192 182V183H191ZM18 183L19 184V186L18 185H16V184ZM26 183H28V186L26 185ZM37 183V184H36ZM51 183V184H50ZM65 183V185H63ZM66 183H68V184H66ZM70 183V184H69ZM78 183H79V185H78ZM95 183V182H94ZM107 183V184H106ZM112 183H114L113 185H111ZM190 183H191V185H190ZM214 183H216V184H214ZM13 184H15V187H14V185ZM34 186H33V185ZM45 184V185H44ZM48 184H50V185H48ZM53 184V185H52ZM58 184V185H57ZM91 185V184H93V185H91L92 187L90 188V186H86V185ZM106 184V185H105ZM109 184V185H108ZM121 184H123V186H121ZM134 184H136V185H134ZM182 184V185H181ZM214 184V185H213ZM24 185H26V186H24ZM32 185V186H31ZM48 185V186H47ZM57 185V186H56ZM68 187H67V186ZM71 185V188L69 187ZM81 185H85V186H83L84 187V190L86 189L87 191L89 190L90 192H87L86 190H85V192H84V190H82V186ZM108 185V186H107ZM185 185V186H184ZM205 185V186H204ZM250 185V186H249ZM11 186V187H10ZM12 186L14 187L13 188V190H12ZM50 186V187H49ZM52 186V187H51ZM61 186V187H60ZM80 186V187H79ZM112 186H113V188H112ZM155 186H157V187H155ZM22 187H23V189H22ZM24 187H26V188H24ZM42 187V188H41ZM56 187V188H55ZM65 187V188H64ZM142 187V188H141ZM260 187H261V189H260ZM15 188H16V192H15ZM18 188L20 189L19 191H18ZM35 188L37 189V191L35 190ZM40 188V189H39ZM44 188V189H43ZM72 188H73V190H72ZM77 188V189H76ZM79 188L82 190H80L79 191ZM89 188V189H88ZM134 188H136L137 189V191H136V189H134ZM139 188H140V190L141 191H139ZM179 188V189H178ZM259 188V190H257ZM10 189V190H9ZM23 190V194L22 193H20L22 190ZM64 189V190H63ZM112 189H113V191H112ZM153 189V190H152ZM171 189V190H170ZM183 189V190H182ZM206 189V190H205ZM215 189V190H214ZM218 189V190H217ZM6 190V191H5ZM11 190H12V192H11ZM25 190V191H24ZM28 190H29V192H28ZM33 190H35V191H33ZM111 190V191H110ZM118 190V191H117ZM128 190V191H127ZM149 190V191H148ZM258 192H257V191ZM262 191V193H260L259 194V191ZM32 191V192H31ZM42 191V192H41ZM49 191V192H48ZM51 191V192H50ZM69 191V192H68ZM105 193V194H102L103 192ZM129 191H131V192H129ZM191 191V192H190ZM13 193L12 195H10L11 193ZM15 192V193H14ZM27 192V193H26ZM47 192V193H46ZM65 192V193H64ZM139 192L140 193H142V194H140L139 195ZM154 192V193H153ZM10 193V194H9ZM36 193V194H35ZM48 193H50V194H48ZM85 193V194H84ZM134 193V195L135 196H132V194ZM137 193H138V196H136L137 195ZM157 193V194H156ZM179 193V194H178ZM20 194V195H19ZM25 194H26V197H25ZM43 194V195H42ZM66 194V195H65ZM84 194V195H83ZM90 194V195H89ZM129 194V195H128ZM144 194V195H143ZM184 194H186V195H184ZM243 194V195H242ZM256 194V195H255ZM259 194V195H258ZM5 195H6V193H5ZM13 195H15V197L13 196ZM16 195H17V197H16ZM22 195V196H21ZM39 195V196H38ZM41 195V196H40ZM52 195V196H51ZM53 195L55 196L54 198H52L53 197ZM62 196V198H61V196ZM87 195V196H86ZM162 196V198H161V196ZM172 195V196H171ZM216 195V196H215ZM10 196H12V199L14 200H11V198H10ZM20 196H21V198H20ZM32 196H34V197H32ZM50 196V197H49ZM77 196V197H76ZM89 196L91 197V199H89ZM131 196V197H130ZM152 196V197H151ZM182 196V197H181ZM254 198H253V197ZM37 197V198H36ZM38 197H39V199L41 200H39L38 199ZM42 197V198H41ZM44 197V198H43ZM73 197H74V199H73ZM88 199H87V198ZM258 197H260V198H262V199H260V198H258ZM46 198V199H45ZM59 200H58V199ZM67 198V199H66ZM77 198H79V203H76V201L78 200ZM84 198V199H83ZM104 198V199H103ZM121 198V199H120ZM130 198H132L131 199V201L129 200ZM159 198V199H158ZM168 198V199H167ZM187 198V199H186ZM246 198V199H245ZM30 199V200H29ZM55 201H54V200ZM56 199H57V201H56ZM75 199H77V200H75ZM83 199V200H82ZM87 200V202L86 201H84V200ZM154 199V200H153ZM161 199V200H160ZM11 200V201H10ZM16 200V201H15ZM19 200V201H18ZM37 200V201H36ZM47 201V202H45L44 203V201ZM92 200V202L90 203V205H89V203L88 202H90ZM95 201V203H94V201ZM99 200V201H98ZM103 200L106 202L105 204L103 203ZM138 200V201H137ZM147 200V201H146ZM159 200V201H158ZM198 200V201H197ZM259 200H261V201H263V202H261L260 203V201ZM2 201V202H1ZM25 201V202H24ZM30 201V202H29ZM66 201V202H65ZM82 203H81V202ZM84 201V202H83ZM137 201V202H136ZM185 201V202H184ZM192 202V201H194V202H192V203H190V202ZM239 201V202H238ZM13 204H12V203ZM18 202V203H17ZM34 202V203H33ZM39 202H41V203H39ZM53 202V203H52ZM55 202V203H54ZM78 202V201H77ZM99 202H100V204H99ZM124 202V201H123ZM160 202H161V204H160ZM167 202V203H166ZM199 202V203H198ZM4 203V204H3ZM7 203L8 204H12V205H7ZM15 203V204H14ZM26 203V204H25ZM29 203V204H28ZM35 203H36V206H34L35 205ZM44 203V205L42 206V204ZM63 203V204H62ZM76 203V205H74ZM93 203V204H92ZM103 203V204H102ZM109 203V202H108ZM112 203V202H111ZM132 203V204H131ZM219 203V202H218ZM245 203V204H244ZM246 203H248V204H246ZM260 203V204H259ZM3 204V205H2ZM33 204V205H32ZM50 204V205H49ZM61 204V205H60ZM65 204V205H64ZM82 205V207H78V205ZM92 204V205H91ZM128 204V205H127ZM136 204V205H135ZM144 204V205H143ZM148 204V205H147ZM159 204V205H158ZM179 204V205H178ZM191 204V205H190ZM250 204V205H249ZM7 205V206H6ZM23 205V206H22ZM28 205V206H27ZM31 205L33 206L32 208H31ZM47 205H48V207L49 208H47ZM84 205H86V206H84ZM140 205V206H139ZM2 206H4V207H2ZM13 206V207H12ZM19 206H20V208H19ZM65 206H66V208H65ZM74 207L73 209H72V207ZM171 208H170V207ZM178 208H177V207ZM10 207V208H9ZM15 207V208H14ZM25 207H28V208H25ZM35 207V208H34ZM42 207V208H41ZM57 207H58V209H57ZM89 209H87V208ZM91 207V208H90ZM133 209H132V208ZM234 207V208H235ZM11 208L13 209V212H12V210H11ZM22 208V209H21ZM65 208V209H64ZM76 208V209H75ZM110 210H109V209ZM127 208H129V209H127ZM137 208V209H136ZM146 208V209H145ZM159 208V209H158ZM182 208H183V210H182ZM185 208V209H184ZM197 208H199V209H197ZM201 208V209H200ZM261 208V209H260ZM5 209V210H4ZM16 209V210H15ZM48 209V210H47ZM63 210V211H61V210ZM79 209L81 210V209H85V210H83V211H85L86 212V214L83 212V211H81V213L83 212V214H82V216L83 217H81V221L79 222V217H77V216H80L79 215ZM139 209V210H138ZM143 209V210H142ZM169 209V210H168ZM172 209V210H171ZM4 210V211H3ZM7 210V211H6ZM32 210V211H31ZM56 210V211H55ZM78 213V214H75V211ZM134 210V211H133ZM136 210V211H135ZM162 210V211H161ZM193 210V211H192ZM245 210V211H244ZM9 211V212H8ZM35 211V212H34ZM40 211V212H39ZM50 211V212H49ZM65 211V212H64ZM68 211V212H67ZM89 211V212H88ZM126 211H127V213L129 212L130 213V215H128V214H126ZM132 211V212H131ZM149 211V212H148ZM168 211V212H167ZM174 211V212H173ZM188 212V213H185V212ZM191 211V212H190ZM263 211V212H262ZM6 212V213H5ZM15 212V213H14ZM42 212H44V214L42 213ZM61 212V213H60ZM70 212H71V214H70ZM103 212V211H102ZM135 214H134V213ZM143 212V213H142ZM240 214H238V213ZM246 212V213H245ZM253 212V213H252ZM257 212V213H256ZM259 212V213H258ZM4 213V214H3ZM26 213V214H25ZM37 213V214H36ZM40 213V214H39ZM42 213V214H41ZM133 214V216H132V214ZM166 213V214H165ZM172 213V214H171ZM243 213V214H242ZM14 216H13V215ZM37 215V216H35V215ZM54 214V215H53ZM55 214H56V216H55ZM120 214V215H119ZM122 214H124V215H122ZM162 214V215H161ZM181 214V216H179ZM187 214V215H186ZM253 214V215H252ZM254 214H255V216L256 217H258V220H259V218H260V221H257L256 220V217H254ZM5 215V216H4ZM27 215V216H26ZM75 215V216H74ZM145 215V216H144ZM165 215V216H164ZM175 215V216H174ZM33 216V217H32ZM44 216H45V218H44ZM53 216V217H52ZM57 216H59L58 218H57ZM90 216V217H89ZM127 217V218H124V217ZM160 216V217H159ZM162 216V217H161ZM170 218H169V217ZM178 216V217H177ZM187 216V217H186ZM200 216V217H199ZM239 216V217H238ZM243 216V217H242ZM16 217H18V220H17V218ZM20 217H21V220H20ZM28 219H27V218ZM48 217V218H47ZM71 219H70V218ZM73 217H75V219L73 218ZM121 217V218H120ZM129 217H131V218H129ZM136 218V220H133V218ZM197 217V218H196ZM199 217V218H198ZM220 217V216H219ZM253 217V218H252ZM16 218V219H15ZM23 218V219H22ZM40 218V219H39ZM46 218H47V220H46ZM52 218H54V219H52ZM79 218V219H78ZM134 218V219H135ZM146 218H147V220H146ZM153 218V219H152ZM160 218H161V220H160ZM166 218V219H165ZM190 218V219H189ZM217 218V220H216V222L215 221H212L213 219L215 220ZM31 219V220H30ZM58 219V220H57ZM90 219V220H89ZM171 219V220H170ZM180 219V220H179ZM212 219V220H211ZM219 219V220H218ZM249 219V220H248ZM250 219H252V220H250ZM254 219H255V221H254ZM3 220V221H2ZM9 220V221H8ZM14 220H15V222H14ZM50 220V221H49ZM68 220V221H67ZM130 220V221H129ZM139 220V221H138ZM149 220H152V221H149ZM157 220V221H156ZM175 220H177V221H175ZM186 220H188V221H186ZM243 220V221H242ZM21 221V222H20ZM36 221H38V222H36ZM41 221V222H40ZM45 221V222H44ZM55 221V222H54ZM61 221V222H60ZM137 221V222H136ZM160 221V222H159ZM213 223H212V222ZM244 221H246V222H244ZM257 221V222H256ZM5 222V224H3ZM12 222H13V224H12ZM23 222V223H22ZM33 222V223H32ZM51 222V223H50ZM54 222V223H53ZM59 222H60V224L61 225H59ZM75 222V223H74ZM85 222V223H84ZM133 222V223H132ZM136 222V223H135ZM150 222V223H149ZM158 222V223H157ZM169 222V223H168ZM195 222V223H194ZM251 222V223H250ZM7 223V224H6ZM40 223V224H39ZM68 223V224H67ZM79 223H82V224H80V229H82V230H80V232H78L77 230H79V229H77V227L79 226H77V224H79ZM90 223H91V226H90ZM119 223V224H118ZM135 223V224H134ZM168 223V224H167ZM183 223H184V226H183ZM192 223V224H191ZM240 225H239V224ZM259 223V224H258ZM2 224H3V226H2ZM11 224V225H10ZM18 224V225H17ZM36 224V225H35ZM37 224H38V226H37ZM44 224V228L41 226V225H43ZM57 224V225H56ZM70 224V225H69ZM89 224V225H88ZM142 224V225H141ZM145 224V225H144ZM153 226H152V225ZM159 224V225H158ZM171 224V225H170ZM196 224V225H195ZM214 224V225H213ZM246 226H245V225ZM251 224V225H250ZM8 225V226H7ZM23 227H22V226ZM71 225H72V227H71ZM74 225V226H73ZM82 225V226H81ZM156 225V226H155ZM188 225V226H187ZM213 227H212V226ZM216 225V226H215ZM262 225V226H261ZM51 226V227H50ZM58 226V227H57ZM70 228H69V227ZM76 226V227H75ZM139 226V227H138ZM142 226V227H141ZM160 226V227H159ZM181 227V229H179L180 227ZM190 226V227H189ZM254 226V227H253ZM8 227H10L11 228V232L9 231V229L10 228H8ZM32 227V228H31ZM62 227V228H61ZM91 229H90V228ZM138 227V228H137ZM162 227H163V229H162ZM166 227H168V228H166ZM244 227V228H243ZM260 227H262L261 229H260ZM15 228V229H14ZM34 228V229H33ZM38 230H37V229ZM49 228V229H48ZM57 228V229H56ZM60 228V229H59ZM76 228V229H75ZM159 228V229H158ZM195 228V229H194ZM43 229V230H42ZM58 229H59V231H58ZM139 229H143V231L142 230H140L139 231ZM148 229V230H147ZM155 229H157V230H155ZM169 229V230H168ZM237 229H238V231H237ZM239 229H240V231H239ZM259 229H260V231H259ZM2 230V231H1ZM13 230V231H12ZM55 230V231H54ZM85 232H84V231ZM152 230V231H151ZM168 230V231H167ZM192 230H193V232H192ZM234 230V231H233ZM6 231H8V232H6ZM19 231H21L20 233H19ZM32 231H34V232H32ZM41 231H42V233H43V235H42V233H41ZM46 231V232H45ZM58 231V232H57ZM69 231H70V234H68L69 233ZM76 231H77V235H79V236H77L76 235ZM142 231V232H141ZM172 231V232H171ZM181 231V232H180ZM182 231H184V232H182ZM53 232H54V234H53ZM89 232V233H88ZM93 232V233H92ZM97 232V233H96ZM140 232V233H139ZM152 232V233H151ZM161 232V233H160ZM232 232V233H231ZM3 233V234H2ZM22 233V234H21ZM39 233V234H38ZM50 233V234H49ZM83 233H84V235H83ZM96 233V234H95ZM99 233V234H98ZM181 233V234H180ZM218 235H217V234ZM238 233V234H237ZM258 233V234H257ZM10 234V235H9ZM11 234H12V236H11ZM13 234H15V235H13ZM28 236H27V235ZM57 234V235H56ZM89 234V235H88ZM151 234V235H150ZM183 234V235H182ZM184 234H185V236H184ZM189 236H188V235ZM244 234V235H243ZM27 236V239H28V242H27V239L25 238V236ZM97 235H98V237H97ZM148 235V236H147ZM150 235V236H149ZM176 235V236H175ZM187 235V236H186ZM243 235V236H242ZM18 236H20V237H18ZM22 236V237H21ZM36 236V237H35ZM42 236V237H41ZM51 236V237H50ZM54 236V237H53ZM57 236V237H56ZM65 238H64V237ZM72 236V237H71ZM77 236V237H76ZM104 236V237H103ZM155 236V237H154ZM163 236V237H162ZM181 236V237H180ZM194 236H195V238H194ZM228 236H230V237H228ZM4 237V238H3ZM15 238V240L13 241V239ZM17 237L19 238V241H21V242H19V241H17L18 239H17ZM23 237H24V239H23ZM29 237H30V240L32 241H30L29 240ZM59 237V238H58ZM71 237V238H70ZM74 237V238H73ZM166 237V238H165ZM189 237V238H188ZM219 237V239H221ZM226 237H227V239H226ZM235 239H234V238ZM257 237H258V239H257ZM6 238L8 239L7 241H5L6 240ZM44 238H46V239H44ZM53 238V239H52ZM61 238V239H60ZM177 238V239H176ZM185 238V239H184ZM187 238V239H186ZM194 238V239H193ZM198 238V239H197ZM216 238V239H215ZM11 239V240H10ZM25 239H26V241H25ZM34 239V240H33ZM37 239V240H36ZM42 239V240H41ZM67 239V241L65 242V240ZM69 239V240H68ZM74 239V240H73ZM75 239H76V241H75ZM211 239H212V241H211ZM228 239H229V241H230V243H228L229 241H228ZM24 240V241H23ZM50 240V241H49ZM104 240V241H103ZM118 240V239H117ZM193 240H195V241H193ZM262 240V241H261ZM15 242V245H14V243L13 242ZM23 241V242H22ZM36 241V242H35ZM40 241H42V242H40ZM58 241V242H57ZM71 241V242H70ZM99 241V242H98ZM193 241V242H192ZM220 241V240H219ZM239 241H240V243H239ZM259 241V242H258ZM5 242V243H4ZM7 242V243H6ZM12 242V243H11ZM19 244H18V243ZM40 242V243H39ZM68 242V243H67ZM96 242L98 243V245L96 244ZM104 242V243H103ZM190 242V243H189ZM26 243H28V244H26ZM36 243V244H35ZM44 243V244H43ZM63 243H64V245H63ZM70 243V244H69ZM102 243H103V245H102ZM157 245H156V244ZM207 243V244H206ZM211 243V244H210ZM220 243V242H219ZM237 243H239V244H237ZM245 245H244V244ZM8 244V245H7ZM17 244H18V246L20 245L21 247H23V248H19L20 250H22V252H23V254H25V255H27V256H25V260L23 261V260H21V259H19V260H17L18 259V256H17V254L16 253H18V248H17ZM40 244V245H39ZM58 244V245H57ZM66 244V245H65ZM73 244V245H72ZM75 244H77V248L78 249H76L75 247L76 246H74ZM154 244V245H153ZM172 244V245H171ZM215 244V246H213ZM235 244V245H234ZM259 244V245H258ZM31 245V246H30ZM54 245V246H53ZM102 245V246H101ZM191 245V246H190ZM202 245V246H201ZM204 245V246H203ZM205 245H206V247H205ZM237 245H239L240 247H237ZM30 246V247H29ZM57 246V247H56ZM73 246H74V248H73ZM86 246H87V248L88 249H86ZM113 246V245H112ZM148 246V247H147ZM168 246V247H167ZM198 246H200V247H198ZM219 246H220V244H219ZM235 246V247H234ZM38 247V248H37ZM61 247V248H60ZM67 247V248H66ZM71 247V248H70ZM103 247V248H102ZM171 247V248H170ZM181 247V248H180ZM200 248V249H198V248ZM259 247V248H258ZM4 248H6V249H4ZM33 248V249H32ZM102 248V249H101ZM106 248V249H105ZM113 248L114 247H112L111 249H110V251H111V253L113 252ZM154 248V249H153ZM190 248V249H189ZM204 248V249H203ZM234 248V249H233ZM245 248H246V250H245ZM261 248V249H260ZM8 249V250H7ZM55 249V250H54ZM63 249V250H62ZM73 249V250H72ZM99 249V250H98ZM104 249V250H103ZM159 249V250H158ZM166 249V250H165ZM173 249V250H172ZM189 249V250H188ZM192 249V250H191ZM221 250L220 251H222V248H220ZM250 249H252V250H250ZM25 250V251H24ZM48 250V251H47ZM54 252H53V251ZM66 250V251H65ZM76 250V251H75ZM107 250V251H106ZM155 250V251H154ZM185 250H187V251H185ZM194 250V251H193ZM205 250V251H204ZM15 251H16V253H15ZM27 251V252H26ZM106 251V252H105ZM170 251V252H169ZM197 251H199V252H197ZM203 251V252H202ZM217 251H219L218 250V248H217ZM7 252H8V257H7ZM37 252H38V254H37ZM49 252H50V255H49ZM63 252V253H62ZM65 252H67V253H65ZM88 252V253H87ZM95 252V253H94ZM184 252V253H183ZM186 252H188V253H186ZM11 253V254H10ZM31 253H33V254H31ZM72 253V254H71ZM77 253V252H76ZM99 253H101V255L99 254ZM102 253H103V255H102ZM105 253V254H104ZM111 253H109V254H111ZM197 253V254H196ZM202 253V254H201ZM215 253V252H214ZM248 253V254H247ZM258 253V254H257ZM6 254V255H5ZM30 254V255H29ZM35 254V255H34ZM52 254V255H51ZM100 256H99V255ZM156 254V255H155ZM166 254V255H165ZM245 254V255H244ZM16 255V256H15ZM34 257H33V256ZM48 255V256H47ZM55 255V256H54ZM98 255V256H97ZM164 255V256H163ZM170 255V256H169ZM200 255V256H199ZM236 255H238V257H240V258H237V256ZM246 255H247V257H246ZM23 256V257H24ZM147 256V255H146ZM161 256H162V258H161ZM174 256H176V257H174ZM211 256V257H210ZM6 257L8 258L7 260H6ZM33 257V258H32ZM42 257V258H41ZM45 257H47V258H45ZM51 257V258H50ZM96 257V258H95ZM191 257V258H190ZM196 257H198V258H196ZM200 257V258H199ZM230 257V256H229ZM17 258V259H16ZM73 258L75 259V260H73ZM102 258V259H101ZM202 258V259H201ZM209 258V259H208ZM24 259V258H23ZM43 259V260H42ZM70 260V262L68 261V260ZM99 259H101L100 260V262L99 261H97V260H99ZM173 259V260H172ZM176 259V260H175ZM183 261H181V260ZM187 259V260H186ZM233 259V260H232ZM22 262H21V261ZM31 260V261H30ZM151 260V259H150ZM158 260V261H157ZM172 260V261H171ZM47 261V262H46ZM52 261V262H51ZM57 261H59V263L57 262ZM72 261V262H71ZM73 261L74 262H76V263H73ZM102 261V262H101ZM169 261V262H168ZM210 261H211V263H210ZM230 261H236V262H234V263H232V262H230ZM238 261H239V263H238ZM246 261V262H245ZM249 261V262H248ZM1 262V261H0ZM16 262V263H15ZM18 262V263H17ZM24 262V263H23ZM30 262V263H29ZM182 262V263H181ZM3 263V264H4ZM223 263V264H224ZM1 264V263H0Z\"/></svg>","mask_w":264,"mask_h":264},{"label":"bare ground","instance_id":"obj_2","mask_svg":"<svg viewBox=\"0 0 264 264\" xmlns=\"http://www.w3.org/2000/svg\"><path fill=\"white\" fill-rule=\"evenodd\" d=\"M117 0H115V2H116ZM120 1V0H119ZM129 1V0H128ZM156 1H158V0H156ZM164 1V0H163ZM183 1H185V0H183ZM195 1V0H194ZM198 1V0H197ZM264 0H208L207 1V3H206V0H204V2H202L203 3V5L204 4H206L205 6L208 8V12L206 13V10H205V12L204 13H206V14H208L209 13V15L210 14H212L213 13V11H214V8L216 9V6H217V9H218V11L220 12H222V13H220L221 15H219V16H221V19H222V21H220V22H222V24H226V25H224L225 26V28L223 29V30H221L220 29V31H222L221 33L219 32V28H217V30H218V32L219 33H212L213 35H211L212 37L211 38H209V40H207L208 39V37L207 38H205L206 40H202V38L200 37V35L201 34H203V32H210L211 33V27L210 26H207L208 25V23H207V25H196V27L194 26V25H192V26H194V28H195V35H194V37H195V44H196V42H198V47L196 46H194V49L195 48H197V50L196 51H199L200 52V55L202 54H204V55H206V57L209 59V61H210V66H211V68L209 67V69H210V73H206L208 76H206V78L207 77H209V80L214 84V86H215V88L214 89H216V93H218V96H219V98H217L218 100L217 101H219V115H221L222 114V111H225V116L227 115L226 114V112H227V110H230L232 113H233V117H234V120L233 121H228L227 119H229V117H226V119H225V122H223V121H221L220 120V123L221 122H223V127H222V125H221V130L223 129V131H221V136H219V138L217 139V142H215L216 144L214 145V148H213V146H212V148H213V150H210L211 151V154L213 153V158H212V162H211V155H208V157H209V165H211V166H209V165H207V166H209V167H207L206 166V164L205 163H207V161L208 160H206V157H203V159L200 161L199 159H198V157L200 156H198V154H200L199 152L201 151L200 150V146H201V141H200V129H201V124L203 123L202 122V120H201V117L199 118V116H201V115H198V113H199V109L198 110H196V109H194V110H196V111H194V112H190V106H188L189 105V103H188V105L186 106V104H187V101H188V99L190 100V98H188L191 94H192V92H191V90H194V89H196L197 87L199 88V87H201V83H200V85H199V83H198V81H197V83H196V81H195V87L191 84V80H192V77H193V75H196L197 73H193L192 72V69L193 68H191V65H190V63L188 62V58L186 59L187 60V63L184 65L183 64V66L184 67H181V68H183V69H185L186 71L184 72V73H186L185 75L183 74V73H180V74H182L183 75V77L182 76H180L179 77V81L178 82H181V83H185L186 81H187V83H189L190 84V86L189 87H187V86H185V87H183V89L185 88V90H186V92H187V98L186 99H182V101H183V103L182 102H180L181 103V110L183 111L184 109V112H182L183 114V116L185 117V119L184 120H186V125H184V126H186V128H183V130L182 129H180V130H182L183 131V139H185V141L186 142H184L185 143V146H184V148L183 149H185V155H186V159H187V161L184 163L183 161H182V158H184V157H180V159H181V161L184 163V165L186 164V174H185V172H184V175H185V177L187 176H193V177H191V180H192V182H196V184L194 185V183H192V185H191V183H190V185L192 186V188H195L194 190L195 191H193L192 190V192H194V195H195V198H198L199 197V191H201V189H199V186H200V184H201V178L203 177V175H205L206 173V170L209 168V170H210V168H212L211 170H212V172H214V178H217V180L219 181V185L221 186V189H220V192H218L217 193V196H216V198H218V200L216 201V203H214V210H213V215L211 216V217H214V215H216L217 214V216H218V218H220V219H222V220H226L227 219V217L230 215V213L229 212H232V216L233 217H235L233 214V211L235 212L237 209H238V207H235V205L236 206H238L237 204L238 203H235V201H236V199H237V195L238 194H240V192H241V190H244V180H243V177L241 178V180L239 181V184H236L235 183V179H236V170H237V168H238V165H239V159L241 158V154H243L242 152L243 151H246L247 153H249V151L251 152L252 151V149H253V147L250 145L251 144V142H250V140H251V138H250V140H249V142L245 145L243 142H245L246 140L244 139L243 140V138H244V136L242 137L241 136V132H244L245 133V131H246V127H247V132L246 133H248V132H251L250 130L252 129V126H251V120H256V121H258L259 123V125H260V127L261 128H258L259 130L258 131H260V129H262V131H264V28L262 27V28H260V29H258V31H256L257 29H255V28H253L252 27V25H254L255 24V22L253 21L252 22V25H251V20L252 19H254V18H258L259 20H261L260 22H262L263 21V19L264 18H262V17H264L263 15L264 14H261V12H262V9H263V7H261V4H263L264 5V3H262ZM22 2V1H21ZM87 2H89V0H87ZM109 2V1H108ZM162 1L160 0V3H161ZM182 2V1H181ZM188 2H190V0L188 1ZM192 2V1H191ZM191 2L189 3V4H191ZM210 4H209V3ZM23 3V2H22ZM118 3V2H117ZM120 3V2H119ZM129 3V5H126V9H127V12H126V21L128 22V18H129V16L132 14V12L133 13H139V12H141V13H143L142 11H145V10H147V16L149 15V10H150V6H151V0H130V2H128ZM159 3V2H158ZM166 3H168V2H166ZM170 3V2H169ZM173 3H176V2H174L173 1ZM172 3V4H173ZM177 3H179V1L177 2ZM193 3V5L195 4L194 2H192ZM122 4V3H121ZM120 4V5H121ZM127 4V3H126ZM155 4V3H154ZM153 3H152V5H154ZM165 4V3H164ZM171 3H170V5H172ZM180 4V3H179ZM182 4V3H181ZM201 4V3H200ZM20 5V4H19ZM67 4L65 3V1L64 0H24V6L22 5L21 7L24 9V11H25V13H26V15H27V18L25 19L26 20V22L28 23V26H27V28L29 27L30 29H31V35H30V40H31V42H32V45H31V47L33 46V50H32V53L34 52V54L37 52V50H41L42 48L44 49H42V51H45V53H46V55L48 56V57H46L47 59H48V62H46L47 63V66H52L53 67V69L52 70H54L53 72H52V74L54 73V75H57V76H55L56 78V81H59L60 83H62V82H65V94H67V100H68V102L67 103H69V100L71 101L70 103V105L68 106V108L70 107V109H73V110H71V112H72V114H73V117H74V126H75V123L77 122V124H78V128L82 131H80V133H81V136H82V139L83 140H81V141H84V143H83V145L85 146V151L87 152V154L88 155H90L89 153H88V151H91L92 150V152H94V150H98L99 151V149H101V147H102V144H103V134H104V128H105V124H107V121H105V119H106V116H107V114H110V113H107V114H105L104 113V115L103 116H101L100 114H101V110L100 111H98V110H96L95 109V107H96V105L94 104V102H93V95H94V93H96L95 92V90H97V89H94V92L92 91L93 90V88H95V86H97V83H98V86L100 87V83H101V80H100V77H99V71L100 70H98V72H95V70L93 71V64L94 65H96V63H97V65L98 66H100L101 68H103V65H105L104 67H107L108 69L109 68H111L112 66H110L109 64H108V62H107V60H108V57L106 56V52H104V50L102 51V50H100L101 48H99V46H98V44H97V46H96V43H97V41L95 42V36H98L96 33H97V31L94 33V32H90V31H88L89 29H92L93 27H91L92 26V23H91V25H90V20L88 21V19H86L87 18V16H85V14H87V11H88V7L86 8V13H82L83 15H78V17L77 16H74L71 12H70V10H69V8L66 6ZM87 5V4H86ZM89 5H90V3H89ZM118 5V4H117ZM170 5H169V7H170ZM173 5H175V4H173ZM183 5V4H182ZM181 5V6H182ZM184 5H186L185 3H184ZM195 5H197V4H195ZM202 5V4H201ZM18 6V5H17ZM91 6V5H90ZM111 6H115V4H113V5H111ZM128 6V7H127ZM163 6H165V5H163ZM181 6H178L177 5V8L179 7V8H181ZM186 6H188V5H186ZM185 6V7H186ZM198 6H199V4H198ZM71 7V6H70ZM168 7V8H169ZM190 7V6H189ZM195 7H197V6H195ZM19 8V7H18ZM21 8V9H22ZM77 8V7H76ZM91 8V7H90ZM92 8H93V6H92ZM114 8V7H113ZM116 8V7H115ZM151 8H152V6H151ZM167 8V7H166ZM172 8V7H171ZM184 8V7H183ZM192 8V7H191ZM190 8V10H192ZM199 8V7H198ZM206 8V9H207ZM73 9V8H72ZM117 9H119V7L117 8ZM120 9H121V7H120ZM119 9V10H120ZM174 9V8H173ZM182 9V8H181ZM185 9V8H184ZM188 9V8H187ZM74 10V9H73ZM78 10V9H77ZM85 10V9H84ZM83 10V11H84ZM92 10V9H91ZM98 10V9H97ZM108 10H110L109 8H108ZM165 10V9H164ZM170 10V9H169ZM175 10V9H174ZM179 10V9H178ZM177 10V11H178ZM189 10V9H188ZM188 10H187V12H188ZM198 10V9H197ZM197 10H195L194 9V11H197ZM19 11H21V10H19ZM80 11V10H79ZM96 11V9L94 10V12ZM114 11V10H113ZM113 11H111V12H113ZM162 11V10H161ZM176 11V10H175ZM181 11H183V10H180V12ZM184 11H186V10H184ZM201 11V10H200ZM81 12V11H80ZM110 12V11H109ZM160 12V11H159ZM187 12L186 13H184V14H186L187 15ZM203 12V11H202ZM215 12V11H214ZM78 13V12H77ZM88 13H90V12H88ZM93 13V12H92ZM116 13H117V11H116ZM145 13V12H144ZM173 13H175V12H173ZM182 13V12H181ZM192 13V12H191ZM224 13V15H222ZM80 14V13H79ZM102 14V13H101ZM101 14H98V16L100 15L101 16ZM184 14H182V15H184ZM197 17H200V16H202V13H201V15L199 14V11H197ZM205 14V15H206ZM215 14V13H214ZM214 14L211 16L212 18H213V16H214ZM25 15V14H24ZM90 15V14H89ZM88 15V16H89ZM95 15V14H94ZM154 15H156V14H154ZM175 16H176V13L174 14ZM177 15H178V12H177ZM180 15V14H179ZM181 15V16H182ZM216 15V14H215ZM20 16V15H19ZM108 16V15H107ZM110 16V15H109ZM109 16L107 17V18H109ZM111 16H112V14H111ZM120 16V15H119ZM150 16V15H149ZM157 16V15H156ZM156 16H154V17H156ZM180 16V17H181ZM207 17H210V16H208V15H206ZM205 16V17H206ZM8 17V16H7ZM96 17H97V15H96ZM104 17V16H103ZM106 17V16H105ZM206 17V19H208ZM10 18V17H9ZM25 18V17H24ZM37 18H42V19H40L39 21L41 22H43V25H46V28H44L43 30H41V28H42V24L41 23H39V24H41V26H38V27H40L39 29V31L37 32V22H38V20H37ZM91 18V17H90ZM98 18V17H97ZM97 18H96V22H97ZM100 18V17H99ZM145 18V17H144ZM166 18V17H165ZM172 18V17H171ZM189 18H191V17H189ZM193 18V17H192ZM190 19V20H193V19ZM203 18V17H202ZM8 19V18H7ZM27 19H28V21H27ZM104 19V18H103ZM116 19V18H115ZM151 19V18H150ZM163 19V18H162ZM205 19V18H204ZM203 19V20H204ZM210 19V18H209ZM220 19V20H221ZM99 20V19H98ZM129 20H131V19H129ZM136 20H137V18L135 19V22H136ZM147 20V19H146ZM155 20V19H154ZM185 20V19H184ZM184 20H183V22H184ZM187 20V19H186ZM196 20V19H195ZM198 20V19H197ZM212 20V19H211ZM213 20H214V18H213ZM216 20V19H215ZM10 21V20H9ZM106 21V20H105ZM138 21V20H137ZM174 21V20H173ZM207 21V20H206ZM6 21H2L1 23H5ZM15 22H17V20L15 21ZM14 22V24L16 25V23ZM92 22H94V20L92 21ZM99 22V24L100 25H102V23H100V21H98ZM103 22V21H102ZM126 22V23H127ZM172 22V21H171ZM201 22H203V21H201ZM208 22V21H207ZM212 22V21H211ZM217 22V21H216ZM7 23V22H6ZM5 23V24H6ZM104 23V22H103ZM112 23V22H111ZM151 23V22H150ZM185 23V22H184ZM183 23V24H184ZM189 23H191L190 21H189ZM193 23L195 24V22L193 21ZM254 23V24H253ZM96 24V23H95ZM98 24V23H97ZM105 24H106V22H105ZM133 24H134V22H133ZM148 24V23H147ZM196 24H197V22H196ZM212 24H214L213 22H212ZM219 24V23H218ZM20 25V24H19ZM94 25V24H93ZM109 25V24H108ZM122 25V27H125V25H127V24H125V25H123V24H121ZM145 25V24H144ZM152 25V24H151ZM181 25H182V23H181ZM187 25L189 26V24L187 23ZM260 25V27H261V24H259ZM0 26H3V24H1ZM8 26V25H7ZM17 26V25H16ZM78 26H80V29H82L81 31L83 32V30H87L86 31V33L84 32L83 34H84V37H86L88 34L89 35H93L92 37V42L94 41L95 43V50L93 49V47H92V45L90 46V44L92 43L91 42V39H89V41L91 42H89L88 43V45H87V47L88 46H90L91 48H92V52H93V54H91L90 53V55H88V56H90L89 57V61H90V63L89 64H86V63H88V62H86V60H85V57H84V59H82L81 58V56H83L82 54H83V52H85V51H83L82 53H81V55H80V58L83 60V62L85 61V65H83L84 67H90V69H92V73H93V75H95L94 77H96V79H94L95 81H96V85H94L93 84V80L92 79H90L89 78V76H88V74H87V70H86V68L84 69L83 67H82V65H81V59L78 57V55H79V53H80V51H82V50H80L81 48H77V47H80V46H82L81 45V43H82V40L80 39V42H78V40L76 41V42H78L77 44H79L80 43V45L79 46H77V47H75V38H77V37H75V34H76V32H77V27ZM96 26V25H95ZM106 27H107V25H105ZM111 26V25H110ZM116 26V25H115ZM128 26V25H127ZM132 26V25H131ZM134 26H135V24H134ZM134 26H133V28H134ZM165 26V25H164ZM163 26V27H164ZM188 26H187V28H188ZM199 26H201V28H199ZM223 26V27H224ZM18 27V26H17ZM43 27H45V26H43ZM88 27H91V28H88ZM98 27H102V26H98ZM105 27V28H106ZM140 27V26H139ZM171 27V26H170ZM212 27L214 28V27H218V26H213L212 25ZM220 27H221V25H220ZM126 28V27H125ZM137 28V27H136ZM193 28V27H192ZM0 29H2V27L0 28ZM3 29H4V26H3ZM30 29H27L28 31H30ZM94 29H97V28H94ZM110 29H111V27H110ZM161 29V28H160ZM189 29V28H188ZM7 30V29H6ZM99 30V29H98ZM100 30H103V28L102 29H100ZM127 30H129V28L127 27ZM134 30H136V29H134ZM133 30V32L130 34V37H128L127 38V43L125 42V43H123L121 46H122V54H123V58H122V60H120L121 62H120V65H118V69H119V71H120V74H121V77H122V85H121V89H120V93H122V97H121V94H120V98L122 99V101L121 102H123L124 104H122L121 105V108L119 109L120 110V112L118 113V111L119 110H115L118 114H120L119 116H118V123H117V125H116V128L115 129H117V132L115 133L114 132V134H115V139H114V141L117 143V145H121L122 143H124V144H126V147H128V149H129V147L131 146V145H135V140H134V136H136V133H139L140 132V129L142 130V124H141V120H149V118H150V116H148V115H151V113H152V111H153V115L154 116H158V114H162V112H163V106L162 105H160L159 103H158V101L156 102V106H153V108H152V106H150V110H149V112L147 113V109H146V106L147 107H149L148 105H150L149 104V102H148V98H149V93H150V91H148V94L147 95H145V88H144V92L143 91H141V90H143V88L140 90V92H139V88H138V83H140L141 84V82H143L144 83V81L142 80V78H141V82H138L139 80H140V78H138L139 76L141 77H143V78H145L144 76H145V74L147 73V72H149V71H151V70H147L148 68H147V65L145 64V61L147 60H145L144 61V59L143 60H141L140 62H142V63H144V65H142V68H141V70H139L138 69V65L137 64H139V57H137L138 55H139V51H138V49H137V44H139L138 43V37H140V34H139V36H137L138 35V33H137V31L135 32ZM148 30V29H147ZM1 31V30H0ZM24 31V30H23ZM80 31V30H79ZM104 31V30H103ZM103 31H102V33H103ZM141 31H142V29H141ZM146 31V30H145ZM171 31V30H170ZM182 31V30H181ZM186 31V30H185ZM2 32V31H1ZM22 32V31H21ZM81 32V33H82ZM89 32V33H88ZM138 32H139V30H138ZM177 32H179V31H177ZM176 32V33H177ZM184 32V31H183ZM194 32H193V34H194ZM213 32V31H212ZM18 33V32H17ZM25 33V32H24ZM24 33H22V34H24ZM80 33V34H81ZM93 33V34H92ZM102 33H100L101 35H102ZM109 33V32H108ZM112 33V32H111ZM118 33V32H117ZM154 33V32H153ZM176 33H175V35H176ZM182 33V32H181ZM192 32H190V34H191ZM5 34H6V32H5ZM9 34V33H8ZM11 34V33H10ZM28 34V33H27ZM82 34V35H83ZM170 34H172V33H170ZM95 35V36H94ZM101 35H99V36H101ZM105 35V34H104ZM107 35V34H106ZM106 35H105V37H106ZM110 35V34H109ZM121 35H122V33H121ZM141 35H143V34H141ZM169 35V34H168ZM192 35V34H191ZM5 36V35H4ZM22 36V35H21ZM76 36H78L77 34H76ZM147 36V35H146ZM177 36V35H176ZM208 36V35H207ZM11 37V36H10ZM9 37V38H10ZM82 37V36H81ZM90 36H88L87 38H89ZM111 37H112V35H111ZM151 37V36H150ZM160 37V36H159ZM171 37V36H170ZM173 37V36H172ZM179 37V36H178ZM181 37V36H180ZM188 37V36H187ZM191 37V36H190ZM21 38V37H20ZM77 38V39H78ZM107 38V37H106ZM110 38V37H109ZM183 38H184V36H183ZM189 38V37H188ZM187 38V39H188ZM200 38H201V40H200ZM204 38V37H203ZM26 39H28V38H26ZM86 39V38H85ZM101 39V38H100ZM99 39V40H100ZM190 40H192L191 38H189ZM189 39H188V41H189ZM7 40V39H6ZM21 40H23V39H21ZM96 40H98V37H97V39ZM98 40V41H99ZM116 40H117V37H116ZM119 40V39H118ZM147 40V42H148V39H146ZM175 40V39H174ZM181 41H183L184 39H182V37H181V39H180ZM11 41V40H10ZM86 41V40H85ZM102 42H103V37H102V40H101ZM101 41H99V42H101ZM105 41V40H104ZM142 41V40H141ZM144 41V40H143ZM150 41V40H149ZM170 41V40H169ZM185 41V40H184ZM21 42V41H20ZM84 42V41H83ZM87 42H88V40H87ZM193 42V41H192ZM9 43H11V42H9ZM17 43V42H16ZM15 43V44H16ZM113 43V42H112ZM118 43V42H117ZM154 43V42H153ZM156 44V46L158 45L157 43H158V40H157V42H155ZM159 43H160V41H159ZM161 43H163V42H161ZM186 43V42H185ZM184 43V44H185ZM18 44H20V43H18ZM26 44V43H25ZM31 44V43H30ZM84 44H87L86 42L84 43ZM93 44V43H92ZM105 44V43H104ZM103 44V45H104ZM141 44V43H140ZM149 44V43H148ZM170 44V43H169ZM178 44V43H177ZM180 44V43H179ZM9 45H11V44H9ZM8 45V46H9ZM100 45V44H99ZM142 45V44H141ZM153 46V47H155L156 48V46ZM168 44H166V46H167ZM176 45V44H175ZM174 45V46H175ZM183 45V44H182ZM187 44H185V46H186ZM189 45V44H188ZM20 46H22V45H20ZM24 46V45H23ZM42 46V48H40ZM101 46V45H100ZM105 46V45H104ZM109 46H111V45H109ZM112 46H113V44H112ZM172 46V45H171ZM192 46H193V43H192ZM190 47L191 49L193 48V47ZM10 47H12V45L10 46ZM30 47V48H31ZM97 47V48H96ZM106 47V46H105ZM145 47V46H144ZM150 47V46H149ZM180 47H182L181 45H180ZM184 47V46H183ZM18 48V47H17ZM79 49L78 51L79 52H77V49ZM82 48H84V46H82ZM103 48V47H102ZM109 48H111V47H109ZM158 48V47H157ZM172 48H173V46H172ZM86 49H88V48H86ZM114 49V48H113ZM170 49V48H169ZM175 49H176V47L174 48V53L175 52H177L178 50H176L175 51ZM16 50V49H15ZM28 50V49H27ZM83 50H85V49H83ZM107 50H108V48H107ZM106 50V51H107ZM151 50V49H150ZM10 51V50H9ZM13 51V50H12ZM20 51V50H19ZM31 51V50H30ZM87 51V50H86ZM143 51V50H142ZM154 51V50H153ZM180 51V50H179ZM182 51V50H181ZM187 51H190V49L189 50H187ZM194 51V50H193ZM192 51V52H193ZM195 51V52H196ZM28 52V51H27ZM154 52H156V51H154ZM191 52V51H190ZM189 52V53H190ZM194 52V53H195ZM204 52V53H203ZM8 53V52H7ZM12 53V52H11ZM10 53V54H11ZM17 53V52H16ZM15 53V54H16ZM40 55L39 56H41L42 54L44 55V56H46L43 52H38ZM42 53V54H41ZM107 53H108V51H107ZM184 53H186V52H184ZM87 54H88V52H87ZM86 54V55H87ZM111 54V53H110ZM113 54V53H112ZM116 54V52L114 53V56H116L115 55ZM154 54V53H153ZM156 54V56H157V54H158V52L157 53H155ZM165 54V53H164ZM180 54H182V53H180ZM191 54V53H190ZM197 55H198V53H196ZM4 55V54H3ZM7 55V54H6ZM5 55V56H6ZM159 55V54H158ZM176 55H178V58L180 57L179 56V54L178 53H176ZM186 55H188V53L186 54ZM185 55V56H186ZM192 55H194L195 56V54H192ZM196 55V58L199 56H197ZM0 56H2V55H0ZM13 56V55H12ZM39 56H35V55H32V59L30 60V59H28V60H30V62L29 61H27L26 63V71H25V69H24V71H25V73H22V77H20L19 79V81H18V83H20V84H18L17 86H19V87H23V86H25V85H31V89H30V87H28V86H26L27 88H29L30 90H28V94H26L27 96H29V98H27V110H26V112H27V115H26V113L24 112V107L23 106H25L24 104H22L21 103V97L19 96V97H17V95L14 97L13 96V98L10 100L11 102H13V104L14 105H12V106H16V107H14L15 108V110H13V111H15V113L19 116V120L20 121H18V117H17V115L16 114H14V116L16 115V125L14 126V127H16V135L17 136H20L21 135V133H23L22 132V121H21V119H22V117H26V119H25V122H27L26 120H28V123H29V121H31V123L32 124H35V123H39V120L40 121H42L41 120V118H39L43 113H45L43 116H45V120L46 119H48L50 116H49V109H50V100L49 99H46L47 98V96L45 97V98H43L44 96H43V94H45L44 92H42V93H40V89L37 91V87H35V82H34V75H35V69H37V67H38V64H40V62L41 61H39V59H40V57ZM122 56V55H121ZM151 56V55H150ZM184 56V57H185ZM42 57V56H41ZM174 57V56H173ZM182 57V56H181ZM189 57V56H188ZM192 57V56H191ZM202 57V56H201ZM204 57V56H203ZM87 58V57H86ZM22 59V58H21ZM23 59H25V58H23ZM191 59V58H190ZM204 59V58H203ZM43 60V59H42ZM112 60V59H111ZM185 60V61H186ZM192 60V59H191ZM26 61V60H25ZM45 61H47V60H45ZM81 61V62H80ZM122 61H124V62H122ZM157 61V60H156ZM155 61V62H156ZM206 61V60H205ZM107 62V64H105ZM114 62V61H113ZM195 62V61H194ZM204 62V61H203ZM202 62V63H203ZM25 63V62H24ZM104 63V64H103ZM110 63V62H109ZM118 63V62H117ZM116 63V64H117ZM122 63H126V65L125 66H127V67H123V65H122ZM200 63V62H199ZM206 62H204V64H205ZM23 64V63H22ZM115 64V67L117 66ZM119 64V63H118ZM34 65H36V67L34 66ZM45 65V64H44ZM86 65H88V66H86ZM169 65V64H168ZM182 65V64H181ZM201 65V64H200ZM46 66V67H47ZM97 66V67H98ZM149 66V65H148ZM156 66V65H155ZM204 66V65H203ZM35 67V68H34ZM43 67V66H42ZM49 67V68H50ZM96 67V66H95ZM94 67V69H96ZM114 67V66H113ZM113 67L110 69L111 71L113 70ZM152 67V66H151ZM200 67V66H199ZM126 68V69H125ZM41 69V68H40ZM45 69V68H44ZM115 69V68H114ZM150 69V68H149ZM153 69V68H152ZM200 69V68H199ZM208 69V70H209ZM50 70V69H49ZM51 70V71H52ZM102 70V69H101ZM109 70V71H110ZM42 71V70H41ZM105 71V70H104ZM107 71V70H106ZM115 71V73H116V69L114 70ZM113 71V72H114ZM139 71H140V73H139ZM193 71H195V70H193ZM203 71V70H202ZM206 71H207V69H206ZM40 72V71H39ZM50 72V71H49ZM152 72V71H151ZM182 72V71H181ZM209 72V71H208ZM112 73V72H111ZM110 74V73H109ZM114 74V73H113ZM119 74V73H118ZM144 74V75H143ZM198 74H200V73H198ZM203 74V73H202ZM206 74H204V75H206ZM47 75V74H46ZM53 75V76H54ZM92 75V74H91ZM107 75V74H106ZM155 75V74H154ZM147 76V75H146ZM148 76H149V74H148ZM147 76V77H148ZM160 76V75H159ZM201 76V75H200ZM41 77V76H40ZM45 77H47V76H45ZM93 77V76H92ZM156 77V76H155ZM195 78L197 77V76H194ZM198 77H199V75H198ZM203 77V76H202ZM205 77V76H204ZM36 79H38V77L36 76L35 77ZM42 78V77H41ZM54 78V77H53ZM109 78V77H108ZM149 78V77H148ZM150 78H153L152 76L150 77ZM158 78V77H157ZM157 78H155V80L157 79ZM200 78V77H199ZM51 79V78H50ZM107 79V78H106ZM111 79V78H110ZM115 79V78H114ZM117 79V78H116ZM154 79V78H153ZM160 79H161V76H160ZM203 79V78H202ZM202 79H200V82L201 81H203ZM18 80V79H17ZM44 80V79H43ZM49 80V79H48ZM152 80V79H151ZM185 80V81H184ZM195 80V79H194ZM207 80V79H206ZM205 80V81H206ZM38 81L39 80H37L36 82L38 83ZM51 81H52V79H51ZM146 81H147V79H146ZM34 82V83H33ZM53 82V81H52ZM113 82V81H112ZM111 82V83H112ZM147 82H149V80L147 81ZM146 82V83H147ZM154 82V81H153ZM156 82H158V81H156ZM17 83V82H16ZM39 83H40V81H39ZM43 83V82H42ZM46 83V82H45ZM49 83H51V82H49ZM55 83V82H54ZM95 83V82H94ZM105 83V82H104ZM145 83V84H146ZM150 83H152L151 81H150ZM180 83V84H181ZM205 83V82H204ZM204 83H203V85H204ZM209 83V82H208ZM207 83V84H208ZM41 84V83H40ZM59 84V83H58ZM58 84L56 83V86L57 87H59L58 86ZM108 84V83H107ZM180 84H177V85H180ZM206 84V83H205ZM63 85H64V83H62V87H63ZM94 85V86H93ZM115 85V84H114ZM148 85V84H147ZM151 85V84H150ZM154 85V84H153ZM160 85V84H159ZM162 85V84H161ZM192 85V86H191ZM199 85V86H198ZM9 86H11V85H9ZM37 86V85H36ZM41 86L43 87L44 85H42L41 84ZM53 86V85H52ZM55 86V88H57ZM97 86V87H98ZM209 85H207L206 87H208ZM7 87V86H6ZM19 87H18V89H19ZM40 87V85L38 86V88ZM50 88H51V86H49ZM54 87V86H53ZM96 87V88H97ZM157 87V86H156ZM205 87V86H204ZM9 88V87H8ZM11 88V87H10ZM44 88V87H43ZM61 88V87H60ZM153 88V87H152ZM155 88V87H154ZM158 88V87H157ZM203 88V87H202ZM42 89V88H41ZM46 89V88H45ZM44 89V90H45ZM58 89V88H57ZM148 89V87L146 88V90ZM177 89H178V87H177ZM200 89V88H199ZM24 90V89H23ZM27 90V89H26ZM43 90V89H42ZM41 90V91H42ZM43 90V91H44ZM60 90V89H59ZM63 90V89H62ZM103 90V89H102ZM101 90V91H102ZM113 90V89H112ZM133 90L135 91L136 90V92H135V98H136V101H135V103H131L132 105H134L135 106V104H136V106H139V104L141 105L142 104V106H140L141 107V110H140V108H137L136 106V108L137 109H135L134 108V106H132V107H130V104H129V99H128V97H127V95H130V94H128V93H131V91L133 92ZM155 90V94H156V89H154ZM184 90V91H185ZM210 90L211 89H209V92H210ZM12 91V90H11ZM14 91H16V90H14ZM51 91V90H50ZM53 91V90H52ZM51 91V92H52ZM57 91V90H56ZM109 91V90H108ZM122 91V92H121ZM199 91H201V89L199 90ZM202 91H203V89H202ZM30 92V93H29ZM50 92V93H51ZM141 92L143 93V95H145V97L141 100V102L140 103H136L137 101H140V100H137V99H139L140 97H141ZM154 92V91H153ZM191 92V93H190ZM207 92V91H206ZM11 93V92H10ZM20 93V92H19ZM49 93V92H48ZM47 94L48 95V97H51L52 98V96H50V95H52V93L51 94ZM54 93V92H53ZM93 93V94H92ZM98 93V92H97ZM97 93L95 94V95H97ZM100 93V95H101V92H99ZM113 93V92H112ZM157 93H158V91H157ZM204 92H202V93H200L201 95L203 94ZM12 94V93H11ZM13 94H15V93H13ZM17 94V93H16ZM25 94V93H24ZM42 94V95H41ZM70 94H71V96H70ZM190 94V95H189ZM200 94H198V92H195V95L196 96H200ZM22 95V94H21ZM99 95V94H98ZM97 95V96H98ZM142 95V96H143ZM154 95V94H153ZM152 95V96H153ZM195 95L193 96V97H195ZM57 96V95H56ZM59 96H61V95H59ZM140 96V97H139ZM152 96H151V98L150 99H152ZM216 96H217V94H216ZM217 96V97H218ZM62 97V96H61ZM108 97V96H107ZM119 97V96H118ZM160 97V96H159ZM205 97V96H204ZM206 97H207V95H206ZM24 98V97H23ZM96 98V97H95ZM156 98V97H155ZM9 99V98H8ZM7 99V100H8ZM61 99V98H60ZM100 99H101V97H100ZM133 99V98H132ZM168 99V98H167ZM191 99H194V98H192L191 97ZM203 99V98H202ZM210 99V98H209ZM213 99V98H212ZM49 100V101H48ZM54 100V99H53ZM52 100V101H53ZM104 100V99H103ZM111 100V99H110ZM153 100V99H152ZM151 100V101H152ZM155 100V99H154ZM160 100H162V99H160ZM166 100V99H165ZM195 102L197 103L198 102V100H197V98H195ZM199 100H200V97H199ZM95 101H97V100H95ZM101 101V100H100ZM132 101V100H131ZM150 101V102H151ZM181 101V100H180ZM193 100H191L190 101V103L192 102ZM202 101V100H201ZM2 102V101H1ZM4 102V101H3ZM23 102V101H22ZM160 102V101H159ZM162 102V101H161ZM178 102V101H177ZM194 102V104H192L191 103V105H195L196 103ZM24 103H26V102H24ZM52 103V102H51ZM117 103V102H116ZM200 103V102H199ZM216 103V102H215ZM218 103V102H217ZM2 104V103H1ZM8 104V103H7ZM9 104H10V102H9ZM58 104V103H57ZM57 104H56V106H57ZM97 104V103H96ZM106 104V103H105ZM213 104V103H212ZM95 105V106H94ZM102 105V104H101ZM5 106V105H4ZM64 106V105H63ZM99 106H100V104H99ZM103 106V105H102ZM101 106V107H102ZM177 106H179L178 104H177ZM200 106V105H199ZM198 106V107H199ZM58 107V106H57ZM66 107V106H65ZM107 107H108V105H107ZM117 107V106H116ZM187 107V108H186ZM188 107H190V108H188ZM196 107V106H195ZM52 108V107H51ZM133 108L135 109V112H133ZM212 108V107H211ZM218 108V107H217ZM13 109V108H12ZM56 109V108H55ZM62 109V108H61ZM102 109V108H101ZM113 109H115V108H113ZM116 109H118V108H116ZM140 111H139V110ZM208 109V108H207ZM9 110H10V108H9ZM66 110V109H65ZM180 110V109H179ZM212 110V109H211ZM217 110V109H216ZM52 111V110H51ZM59 111V110H58ZM69 111V110H68ZM114 111V112H115ZM177 111V110H176ZM191 111H193V110H191ZM202 111H203V109H202ZM213 111V110H212ZM229 111V112H230ZM9 112H12V111H9ZM70 112V111H69ZM100 112V113H99ZM174 112V111H173ZM186 112V113H185ZM208 112V111H207ZM215 112V111H214ZM216 112H218V110L216 111ZM230 112V113H231ZM5 113V112H4ZM13 113V112H12ZM52 113H54V112H52ZM63 113V112H62ZM61 113V114H62ZM175 113V112H174ZM181 113V111H179V114L177 115V114H175L176 116H177V120H178V118H179V116L181 115L180 114ZM209 113V112H208ZM213 113V112H212ZM229 113V114H230ZM1 114V113H0ZM60 114V115H61ZM51 115V114H50ZM64 115V114H63ZM62 115V116H63ZM68 115V114H67ZM66 115V116H67ZM106 115V116H105ZM174 115V116H175ZM215 115V114H214ZM232 115V114H231ZM0 116H2V115H0ZM4 116V115H3ZM43 116H42V118H43ZM54 116V115H53ZM65 116V115H64ZM63 116V117H64ZM153 116V117H154ZM163 116V115H162ZM170 116V115H169ZM207 116V115H206ZM230 116V115H229ZM58 117V116H57ZM72 117V118H73ZM182 117V116H181ZM250 118L247 122H246V127L240 132L239 131V128H238V126H240L237 122H236V119L239 121H241V120H246L247 118ZM54 118V117H53ZM53 118H51L52 120H53ZM66 118V117H65ZM70 118V117H69ZM119 118H120V121H119ZM155 118H160L159 116L158 117H155ZM154 118V119H155ZM203 118V117H202ZM231 118V117H230ZM30 119V120H29ZM43 119V120H44ZM50 119V118H49ZM55 119V118H54ZM68 119V118H67ZM108 119V118H107ZM116 119V120H117ZM151 119H152V117H151ZM150 119V120H151ZM171 119V121L173 120H175L176 118H174L173 116L170 118ZM182 119V118H181ZM200 119V120H199ZM207 119V118H206ZM219 119V118H218ZM232 119V118H231ZM115 120V121H116ZM156 120V119H155ZM213 119H211V121H212ZM71 121V120H70ZM104 121V122H103ZM112 121V120H111ZM160 121V120H159ZM170 121V120H169ZM242 121V127H243V123H245V122H243ZM35 122V123H34ZM53 122H55V121H52L51 123L53 124ZM63 122V121H62ZM67 122V121H66ZM73 122V121H72ZM143 122V121H142ZM150 122V124H151V121H149ZM152 122H154V120L152 121ZM163 122V121H162ZM165 122V121H164ZM213 122V121H212ZM42 123H44V122H42ZM65 123V122H64ZM63 123V125H65ZM71 123V122H70ZM104 123V124H103ZM110 123V122H109ZM144 123V122H143ZM160 123V122H159ZM169 123V122H168ZM174 123V122H173ZM218 123H219V121H218ZM27 124V123H26ZM148 124V123H147ZM146 124V125H147ZM153 124V123H152ZM181 124V123H180ZM184 124V123H183ZM193 124V125H192ZM212 124V123H211ZM241 124V123H240ZM11 125V124H10ZM23 125H25V124H23ZM29 125H31V124H29ZM103 125V126H102ZM115 125V124H114ZM164 124H161V126H163ZM166 125V124H165ZM245 125V124H244ZM255 125V124H254ZM5 126V125H4ZM8 126V125H7ZM43 126V125H42ZM58 126V125H57ZM67 126V125H66ZM72 126V125H71ZM112 126V125H111ZM161 126H160V128H161ZM184 126H182V127H184ZM191 126V127H190ZM10 127V126H9ZM12 127V126H11ZM10 127V128H11ZM33 127H34V125H33ZM48 127V126H47ZM143 127H145V126H143ZM150 127V126H149ZM154 127V126H153ZM166 127V126H165ZM173 127H176L175 125L173 126ZM177 127H180V126H177ZM214 127V126H213ZM4 128V127H3ZM8 128V127H7ZM58 128V127H57ZM112 128V127H111ZM159 128V129H160ZM164 128V127H163ZM172 128V127H171ZM5 129V128H4ZM13 129V128H12ZM30 129V128H29ZM38 129V128H37ZM40 129V128H39ZM51 129H53V128H51ZM49 130L50 132H48V133H51V131L52 130ZM79 129H78V132H79ZM145 129V128H144ZM149 129V128H148ZM167 129V128H166ZM176 129V128H175ZM174 129V130H175ZM178 129V128H177ZM219 130H220V128H218ZM255 129V128H254ZM253 129V130H254ZM35 130V129H34ZM68 130V129H67ZM146 130V129H145ZM158 130V129H157ZM173 129H172V131H174ZM179 130V129H178ZM245 130V131H244ZM252 130V131H253ZM256 130V129H255ZM36 131V130H35ZM35 131H34V133H35ZM55 131V130H54ZM62 131V130H61ZM73 131V130H72ZM139 131V132H138ZM161 131H164V130H161ZM160 131V132H161ZM171 131V130H170ZM171 131V132H172ZM182 131H181V133H182ZM215 131V130H214ZM257 131V130H256ZM257 131V132H258ZM30 132L32 133V130H30ZM36 132H38V131H36ZM47 132V131H46ZM56 132V131H55ZM65 132V131H64ZM68 132V131H67ZM156 132V131H155ZM168 132V131H167ZM176 132V131H175ZM218 132V131H217ZM220 132V131H219ZM255 132V131H254ZM28 133H29V130L27 131V135H28ZM57 133V132H56ZM74 133V132H73ZM112 133V132H111ZM201 133H203V132H201ZM243 133V134H244ZM245 133V134H246ZM252 133V132H251ZM250 133V134H251ZM10 134V133H9ZM30 134V133H29ZM36 134V133H35ZM34 134V135H35ZM38 134V133H37ZM37 134H36V137H37ZM66 134H69V133H66ZM172 134H175V133H172ZM198 134V135H197ZM208 133H206V135H207ZM249 134V135H250ZM22 135H24V134H22ZM31 135V134H30ZM39 135V134H38ZM41 135V134H40ZM54 135V134H53ZM72 135V134H71ZM141 135V134H140ZM157 135V134H156ZM218 135H219V133H218ZM217 135V136H218ZM236 135V136H235ZM252 135V134H251ZM250 135V136H251ZM254 135V134H253ZM12 136H14V135H12ZM47 136V135H46ZM56 136V135H55ZM60 136V135H59ZM78 136H80L79 134L77 135V137ZM108 136V135H107ZM139 136V134L136 136V139H137V141H138V139L139 138H137ZM151 136V135H150ZM171 136H173V135H171ZM176 136V135H175ZM248 136V135H247ZM257 136H258V134H257ZM3 137V136H2ZM10 137V136H9ZM23 137V136H22ZM27 137V136H26ZM25 137V138H26ZM35 137V138H36ZM42 137V136H41ZM66 137H68V135L66 136ZM167 137V136H166ZM170 137V136H169ZM191 137H193V138H191ZM213 137V136H212ZM237 137V138H236ZM252 137V136H251ZM255 137V136H254ZM13 139H15L16 138V136H14V137H12ZM18 138V137H17ZM49 138V137H48ZM62 138V137H61ZM64 138V137H63ZM143 138V137H142ZM145 138V137H144ZM159 138V137H158ZM181 138V139H182ZM203 138V137H202ZM19 139V138H18ZM24 139V138H23ZM56 139V138H55ZM66 139V138H65ZM73 139H74V137H73ZM72 138H71V140H73ZM151 139H153L152 137H151ZM171 139V138H170ZM175 139V138H174ZM216 139V138H215ZM237 139V140H236ZM249 139V138H248ZM263 139V138H262ZM4 140H5V138H4ZM6 140H8V139H6ZM9 140H10V138H9ZM20 140V139H19ZM29 140V139H28ZM28 140H25L27 143H28ZM30 140H31V138H30ZM32 140H34V139H32ZM36 140H37V138H36ZM49 140V139H48ZM47 139H45V142L46 141H48ZM50 140H53V138L51 139L50 138ZM61 140V139H60ZM76 140V139H75ZM140 140V139H139ZM147 140V139H146ZM178 141H180L179 139H177ZM24 140L22 141V142H19V143H21V145H23V144H25L26 142H25ZM54 141H56V140H54ZM74 141V140H73ZM73 141H72V143H73ZM109 141V140H108ZM112 141H113V139H112ZM142 141V140H141ZM152 141V140H151ZM153 141H156V140H153ZM152 141V142H153ZM164 141V140H163ZM171 141H173V140H171ZM176 141V140H175ZM174 141V143H176ZM248 141V140H247ZM252 141V140H251ZM14 143H18L17 142V140L16 141H13ZM33 142V141H32ZM38 141H36L35 143H37ZM41 142H42V140H41ZM64 141H62V143H63ZM71 141H69V143H70ZM78 142V141H77ZM110 142V141H109ZM115 142H113V143H115ZM138 142H140V141H138ZM144 142V141H143ZM148 142V141H147ZM159 142V141H158ZM182 142H183V140H182ZM182 142H181V144H179V145H184V144H182ZM252 142H254V141H252ZM256 142V141H255ZM6 143L7 142H5V144L4 145H6ZM13 143V145H11V147H13V149L15 148V149H17L16 148V144H14ZM18 143V144H19ZM23 143V144H22ZM34 143V142H33ZM32 143V144H33ZM51 143V142H50ZM54 143V142H53ZM81 143V144H82ZM111 143V142H110ZM110 143H109V145H110ZM142 143V142H141ZM195 143V144H194ZM12 144V143H11ZM38 144V143H37ZM41 144L43 145V143H40V147H41ZM74 144H76V143H73V145ZM139 144V143H138ZM148 144V143H147ZM168 144V143H167ZM166 144V145H167ZM255 144V143H254ZM3 145V144H2ZM26 145V144H25ZM24 145V146H25ZM47 145V144H46ZM50 144H48V146H49ZM71 145V144H70ZM72 145V146H73ZM137 145V144H136ZM140 145V144H139ZM163 145V144H162ZM173 145V144H172ZM262 145V144H261ZM10 146V145H9ZM18 146V145H17ZM62 146V145H61ZM64 146V145H63ZM68 146V145H67ZM106 146H108V144L106 145ZM123 146V145H122ZM138 146V145H137ZM153 146V145H152ZM164 146V145H163ZM195 146V147H194ZM253 146H255V145H253ZM3 147V146H2ZM5 147V146H4ZM11 147H9V148H11ZM26 148H27V146H25ZM65 147V146H64ZM105 147V146H104ZM111 147H112V145H111ZM110 147V148H111ZM114 147V146H113ZM124 147V146H123ZM122 147V148H123ZM147 147H149L148 145H147ZM146 147V148H147ZM168 147V146H167ZM176 147V146H175ZM179 147V146H178ZM181 147V146H180ZM193 147V148H192ZM202 147H204V146H202ZM261 147V146H260ZM8 148V149H9ZM21 148V147H20ZM19 148V149H20ZM25 148V149H26ZM54 148V147H53ZM67 148V147H66ZM66 148H64V149H66ZM108 148L109 147H105L104 148V152H103V155H102V159H103V156H105L104 157V159H103V161H104V165H105V168L106 169H108V170H110V172L107 170V173L105 172V174H108V172H109V174L111 173V178H114L115 176H113L114 175V172L115 171H120V177H119V179H120V181L122 180L123 181V179L124 180H126L127 182H128V186H129V184H130V187H131V184H132V180L133 179H135V177H136V168H138V170H139V166H140V161L142 160V162H143V160L144 159H142V158H140V155H141V153H142V151L140 150V149H138L137 148V150H136V148H135V154H136V157H133V156H131L132 158H135V160L133 159H131V157H130V155L128 154V153H126L125 155H123L121 152H122V150H121V152H119V153H121L122 154V156H125L124 157V164H122V166L124 165V172H123V174H122V168H121V170H119V167H116V166H118V162L117 161H115L114 160V162H117L116 164L113 162V160L112 159H110L109 157L110 156H112V155H110V151L108 150ZM109 148V149H110ZM116 148H119V146L117 147L116 146ZM125 148V147H124ZM145 148V149H146ZM173 148V147H172ZM205 148V147H204ZM256 148V147H255ZM12 149V148H11ZM14 149V150H15ZM41 149V148H40ZM69 149V148H68ZM73 149V148H72ZM76 149H77V146H76ZM83 149V148H82ZM102 149H103V147H102ZM102 149H101V151H102ZM151 149V148H150ZM158 149V148H157ZM176 149H178V148H175V150ZM194 150L193 152H192V154H193V156H194V158L195 159H198L196 162H194V164H192V165H194L193 167H195L194 168V172L192 173V175H191V170L192 169H190L189 167V164H190V157H191V150ZM257 149V148H256ZM3 150H6V149H3ZM18 150V149H17ZM22 150V149H21ZM20 150V151H21ZM42 150V149H41ZM78 150V149H77ZM80 150V149H79ZM84 150V149H83ZM174 150V149H173ZM175 150L173 151V152H175ZM189 150H190V152H189ZM260 150H261V148H260ZM263 150V149H262ZM2 151V150H1ZM26 151V153H28L27 152V149L25 150ZM24 151V152H25ZM49 151H52V150H49ZM48 151V152H49ZM70 151V150H69ZM74 151V150H73ZM100 151V152H101ZM113 151V150H112ZM160 151V150H159ZM158 151V152H159ZM165 151V150H164ZM181 151H183V150H181ZM9 152H11L10 150H9ZM24 152H21V153H23L24 154ZM144 153H145V151H143ZM179 151H176L175 153H176V156H177V153H178ZM1 154L3 153V152H0ZM14 153V152H13ZM17 153H20L19 152V150L17 151ZM18 154V155H22V154ZM36 153H38V152H36ZM54 153V152H53ZM73 153V152H72ZM96 153V152H95ZM94 153V155H96ZM97 153H99V152H97ZM117 153V152H116ZM151 153V152H150ZM162 153V152H161ZM167 153H169V152H167ZM171 153V152H170ZM175 153H173V154H175ZM182 153V152H181ZM7 154H8V152H7ZM6 154V156L8 157V156H10V155H7ZM34 154V153H33ZM49 154V153H48ZM51 154V153H50ZM62 154V153H61ZM71 154V153H70ZM75 154V153H74ZM80 154V153H79ZM93 154V153H92ZM107 154H109L108 156H107ZM113 154V153H112ZM115 154V153H114ZM120 154V155H121ZM184 154V153H183ZM182 154V155H183ZM206 154H208V153H206ZM210 154V153H209ZM14 155V154H13ZM13 155L10 157L11 159H10V161L8 160L7 162H8V164H7V166H6V164H4V166L6 167V169L5 170H7V174H4V175H7V177L5 176V178H4V180L1 182V184H2V186L4 185V189H6V184H7V186H9V185H11L12 183L11 182H13L14 183V177L16 178V177H18L17 178V180H19V178H21L22 179V176L23 175H21V174H24L23 172H25V171H23V169L21 170V169H19L20 171H23V172H21V174L20 173H18L19 171H17V168H16V165H15V163L17 162H15V160H14V157H13ZM56 155V154H55ZM93 155V156H94ZM132 155H134V154H132ZM146 155V154H145ZM164 155H165V153L163 154V158H164ZM167 155V154H166ZM181 155V154H180ZM245 155V154H244ZM243 155V156H244ZM247 155V154H246ZM245 155V156H246ZM249 155V154H248ZM247 155V156H248ZM258 155V154H257ZM261 155V154H260ZM1 156V158L3 159V157H2V155H0ZM15 156V155H14ZM36 156V155H35ZM54 156V155H53ZM53 156H52V158H53ZM62 156V155H61ZM87 156V155H86ZM99 156V155H98ZM121 156V157H122ZM184 156V155H183ZM203 156H204V154H203ZM206 156V155H205ZM244 156V157H245ZM45 157V156H44ZM64 157V156H63ZM74 157V156H73ZM80 157V156H79ZM91 157H92V155H91ZM90 156H89V158H91ZM167 157H169V159L171 158L170 156H168L167 155ZM249 157V156H248ZM15 158H17V156L15 157ZM21 158V157H20ZM30 158V157H29ZM32 158V157H31ZM30 158V159H31ZM33 158H34V156H33ZM39 158V157H38ZM47 158H49V156L47 157ZM47 158H45V159H47ZM100 157L98 158V159H101ZM108 158V159H107ZM114 158H119L118 156H114ZM123 158V157H122ZM159 158H161V157H159ZM174 158V157H173ZM173 158H171V160L173 159ZM176 158H178V157H176ZM205 158V159H204ZM18 159H19V157H18ZM22 159V158H21ZM37 159V158H36ZM35 159V160H36ZM40 159H42V158H40ZM59 159H60V157H59ZM58 159V160H59ZM71 159V158H70ZM120 159V158H119ZM153 159V158H152ZM4 160V159H3ZM26 160V159H25ZM29 160V159H28ZM38 160V159H37ZM50 160H51V157H50ZM55 161H56V158L54 159ZM67 160H68V158H67ZM112 160V161H111ZM118 160V159H117ZM148 160V159H147ZM158 160V159H157ZM163 160V159H162ZM164 160H166V159H164ZM168 160V159H167ZM175 160V159H174ZM204 160V161H203ZM242 160V159H241ZM244 160V159H243ZM250 160V159H249ZM262 160V159H261ZM30 161V160H29ZM43 161V160H42ZM53 161V160H52ZM60 161H61V159H60ZM98 161H100V160H98ZM119 161V160H118ZM161 161V160H160ZM176 161H178V160H176ZM246 161V160H245ZM245 161H243V162H245ZM19 162V161H18ZM22 162V161H21ZM20 162V163H21ZM25 162V161H24ZM32 162V161H31ZM31 162H30V164H31ZM35 162V161H34ZM48 162V161H47ZM54 162V161H53ZM65 162V161H64ZM92 162H93V160H92ZM149 162V161H148ZM153 162V161H152ZM151 162V163H152ZM166 162H169V161H166ZM249 162V161H248ZM248 162L246 163V164H248ZM257 162V161H256ZM3 163V162H2ZM38 163H40L39 161H38ZM45 163V162H44ZM62 163V162H61ZM86 163V162H85ZM144 163H145V160H144ZM147 163V162H146ZM162 163V162H161ZM174 163V162H173ZM176 163V162H175ZM178 163V162H177ZM179 163H180V161H179ZM211 163V164H210ZM259 163H260V161H259ZM16 164H19V163H16ZM23 164V163H22ZM22 164H19V166L21 165L22 166ZM26 164H29V163H27L26 162ZM43 164V163H42ZM46 164H48V163H46ZM45 164V165H46ZM67 164V163H66ZM73 164H75V163H73ZM87 164V163H86ZM93 164L94 163H92V166L91 167H89L90 168V170H91V168L93 167ZM98 164H99V162H98ZM102 165H103V162L101 163ZM100 164V165H101ZM143 164V163H142ZM153 164V163H152ZM163 164V163H162ZM166 164V163H165ZM164 164V165H165ZM172 164V163H171ZM170 164V165H171ZM240 164H242V162L240 163ZM244 164V163H243ZM242 164V165H243ZM245 164V165H246ZM250 164V163H249ZM257 164V163H256ZM1 165V164H0ZM3 165V164H2ZM24 165V164H23ZM44 165V167H46ZM60 165V164H59ZM83 165V164H82ZM101 165V166H102ZM104 165L102 166V170H98L99 172L100 171H102V172H100L99 173V176L97 175V177H99V178H101V179H97L96 178V174H98L97 173V171L95 170L94 172H96V174L94 175V177L96 178V181H94V177L93 176H91V180H89V182L90 181H93L92 183L94 184H91V185H93V187L91 186V185H86V186H90V188L92 189V191L90 192L89 190L87 191L86 189V191L87 192H90L91 193V196H92V198L93 199H101L102 198V196L103 195H101V188H99V186L100 185H102V187L103 188H105L104 186H103V182L105 181H103V178H105L106 179V177H105V175H103L104 174V171H103V167H104ZM147 166V169H149L150 170V167L148 168V164H146ZM150 165V164H149ZM169 165V166H170ZM191 165V164H190ZM191 165V166H192ZM241 165V166H242ZM29 166V165H28ZM32 166H34L35 167V165H33L32 164ZM56 166V165H55ZM97 166H99V165H97ZM151 166V165H150ZM177 166V165H176ZM181 166V165H180ZM247 166V165H246ZM244 167V169H242L243 171L245 170V168L246 169H248L249 170V168H247V167ZM40 167V166H39ZM59 167V166H58ZM61 167V166H60ZM60 167H59V169H60ZM67 167V166H66ZM69 167V166H68ZM76 167H77V165H76ZM84 167V166H83ZM88 167V166H87ZM145 167V166H144ZM145 167V168H146ZM154 167H156V166H154ZM185 167V166H184ZM192 167V168H193ZM18 168H21V167H18ZM33 168V167H32ZM54 168V167H53ZM98 168V167H97ZM96 168V169H97ZM100 168V167H99ZM144 168V169H145ZM160 168V167H159ZM174 168V167H173ZM38 169V168H37ZM36 169V170H37ZM44 169H46V168H44ZM52 169V168H51ZM50 169V170H51ZM66 169V168H65ZM74 169V168H73ZM105 169V170H106ZM141 169V168H140ZM155 169V168H154ZM153 169V170H154ZM252 169V168H251ZM2 170V169H1ZM36 170L34 169L33 171H35V172H33V173H35L36 174ZM42 170V169H41ZM47 170H49V168L47 169ZM83 170V169H82ZM88 170V168L87 169H85V171L84 172H86ZM94 169H92V171H93ZM161 170V169H160ZM170 170V169H169ZM210 170V171H211ZM241 170V169H240ZM247 170V171H248ZM253 170V169H252ZM40 171V170H39ZM64 171V170H63ZM77 171H79V170H77ZM140 171V170H139ZM142 171V170H141ZM140 171V172H141ZM146 171V170H145ZM152 171V170H151ZM155 171V170H154ZM174 171V170H173ZM178 171H180L179 169H178ZM239 171V170H238ZM250 171V170H249ZM3 172V171H2ZM6 172V171H5ZM27 172V171H26ZM41 172V171H40ZM51 172H52V170H51ZM50 172V173H51ZM80 172V171H79ZM136 172V173H135ZM148 172H150V171H148ZM0 173H1V171H0ZM63 173V172H62ZM68 173V172H67ZM70 173H73V172H70ZM115 173H117V172H115ZM147 173V172H146ZM173 173V172H172ZM26 174V173H25ZM52 174V173H51ZM88 174H91L90 172L88 173ZM135 174V175H134ZM166 174V173H165ZM177 174V173H176ZM181 174V173H180ZM213 174V173H212ZM211 174V175H212ZM240 174V173H239ZM249 174V173H248ZM248 174H246V176L248 175ZM252 174V173H251ZM19 175H20V177H19ZM30 175H31V170H30ZM33 175V174H32ZM61 175V174H60ZM63 175V174H62ZM65 175V174H64ZM63 175V176H64ZM77 175V174H76ZM80 175V174H79ZM85 175H86V173H85ZM84 175V176H85ZM141 175V174H140ZM153 175V174H152ZM160 175V174H159ZM207 175V174H206ZM243 175V174H242ZM241 175V176H242ZM245 175V174H244ZM253 175V174H252ZM27 176H29V175H27ZM34 176V175H33ZM33 176H31L30 177V179L31 178H33ZM43 176V178H44V175H42ZM50 177H51V175H49ZM53 176V175H52ZM56 176H58V175H56ZM55 176V177H56ZM74 176V175H73ZM139 176V175H138ZM156 176V175H155ZM161 176V175H160ZM239 176V175H238ZM251 176V175H250ZM62 177V176H61ZM70 177H71V175H70ZM77 177V176H76ZM81 177V176H80ZM89 176L87 175V178H88ZM145 177V176H144ZM153 177H154V175H153ZM184 177V178H185ZM249 177V176H248ZM28 178V177H27ZM37 178V177H36ZM35 178V179H36ZM64 178V177H63ZM90 178V177H89ZM115 178H117L118 179V177L116 176ZM126 178V179H125ZM132 178V179H131ZM149 178V177H148ZM156 178H158V177H156ZM167 178V177H166ZM183 178V179H184ZM239 178V179H240ZM247 178V177H246ZM253 178H254V176H253ZM25 179V178H24ZM37 179H39V178H37ZM66 179V178H65ZM81 178H79V180H80ZM108 179H110L109 177H108ZM186 180L188 179V178H185ZM250 179V178H249ZM256 179H258V177H256ZM23 180V179H22ZM58 180H59V178H58ZM68 180V179H67ZM66 180V181H67ZM76 180V179H75ZM107 180V179H106ZM138 180V179H137ZM137 180H135L134 182L136 183V181ZM146 180V179H145ZM177 180V179H176ZM179 180V179H178ZM185 180V182L183 181V184H187V181ZM205 180V179H204ZM212 180H216V179H213L212 178ZM216 180V181H217ZM248 180V179H247ZM247 180H245V181H247ZM16 181V180H15ZM21 181V180H20ZM32 181V180H31ZM36 181H38V180H36ZM35 181V182H36ZM40 181V180H39ZM46 181H48V180H46ZM51 181V180H50ZM72 181H73V179H72ZM71 181V182H72ZM81 181V180H80ZM103 181V182H102ZM115 181V180H114ZM118 181V180H117ZM125 181V182H126ZM140 181V180H139ZM147 181H148V179H147ZM238 181V180H237ZM249 181V180H248ZM27 182V181H26ZM35 182H33V183H35ZM49 182V181H48ZM64 182V181H63ZM70 182V183H71ZM76 182V181H75ZM95 182V183H94ZM106 182V181H105ZM110 182H113V179H112V181H110ZM119 182V181H118ZM124 182V183H125ZM133 182V183H134ZM152 182H153V180H152ZM159 182V181H158ZM188 182H190V181H188ZM215 182V181H214ZM19 183V182H18ZM16 184V185H18L19 186V184ZM42 183V182H41ZM57 183V182H56ZM69 183V184H70ZM107 183H109V182H107ZM106 183V184H107ZM115 183V182H114ZM114 183H112L111 185H113ZM120 183H122V182H119L118 184H120ZM162 183V182H161ZM173 183V182H172ZM211 183H213V181L211 182ZM15 184H13L14 185V187H15ZM37 184V183H36ZM39 184H40V182H39ZM51 184V183H50ZM50 184H48V185H50ZM66 184H68V183H66ZM84 184H85V182H84ZM105 184V185H106ZM116 184V183H115ZM214 184H216V183H214ZM213 184V185H214ZM26 185L28 186V183H26ZM26 185H24V186H26ZM33 185V184H32ZM31 185V186H32ZM45 185V184H44ZM47 185V186H48ZM53 185V184H52ZM58 185V184H57ZM56 185V186H57ZM63 185H65V183L63 184ZM78 185H79V183H78ZM109 185V184H108ZM107 185V186H108ZM134 185H136V184H134ZM182 185V184H181ZM34 186V185H33ZM67 186V185H66ZM82 187L83 186H85V185H81ZM121 186H123V184H121ZM125 186H126V183H125ZM137 186V185H136ZM185 186V185H184ZM205 186V185H204ZM250 186V185H249ZM1 187V186H0ZM11 187V186H10ZM13 186H12V190H13V188H14ZM50 187V186H49ZM52 187V186H51ZM61 187V186H60ZM68 187V186H67ZM70 188H71V185L69 186ZM80 187V186H79ZM127 187V186H126ZM155 187H157V186H155ZM24 188H26V187H24ZM42 188V187H41ZM56 188V187H55ZM65 188V187H64ZM112 188H113V186H112ZM142 188V187H141ZM22 189H23V187H22ZM21 189V190H22ZM40 189V188H39ZM44 189V188H43ZM77 189V188H76ZM108 188H105V193H106V190H107ZM109 189H110V187H109ZM108 189V190H109ZM114 189V188H113ZM113 189H112V191H113ZM127 189H129L128 187H127ZM134 189H136V188H134ZM179 189V188H178ZM260 189H261V187H260ZM10 190V189H9ZM12 190H11V192H12ZM20 189L18 188V191H19ZM35 190L37 191V189L35 188ZM35 190H33V191H35ZM64 190V189H63ZM72 190H73V188H72ZM81 189L79 188V191H80ZM82 190H84V187L82 188ZM81 190V191H82ZM85 190H84V192H85ZM108 190H107V194H106V197H107V199L105 198V200L107 201V203L103 200V203L105 204L106 203V205H108V204H111V206H112V204L114 203V199H115V204H113V206H112V209H111V212L109 211V213H108V211H107V207L103 210V208H100V209H102V211L100 212V210L98 209V204H97V206H95L96 208L95 209H92L91 207V210H92V212L90 213L91 214V223H92V226H93V228L94 229H97V231L99 232V231H101V229H104V231H103V233H104V235L106 234L107 235V237H109L110 239H107V240H103L104 242H106L107 241V244L106 245H110V247L109 246H106V248H107V250L109 251V252H107L106 253V255H103V253H102V257H103V264H152V263H154V261L160 256V255H158V257L155 259V257L154 258H151L152 257V255H151V257H148L149 255H148V252H147V248H146V242L144 241V237H143V235H139L138 233H137V231H136V226H133L130 222H128L127 220H123V218H122V223L121 224H119L121 227L120 228H116V226H115V224H116V222L118 221V216H117V213L119 212L120 213V211H122L121 209H122V207H121V205H123V204H121L120 203V200H118L119 198L116 196V195H118V194H120V195H122L121 197H122V203H124V205H126V201H127V198H128V196H127V192H126V188L123 186L122 188L120 187V189L118 188V190H119V192H118V194H114L113 192L111 193H108ZM117 190V191H118ZM133 190V187H131V191ZM153 190V189H152ZM171 190V189H170ZM183 190V189H182ZM206 190V189H205ZM215 190V189H214ZM218 190V189H217ZM257 190H259V188L257 189ZM256 190V191H257ZM262 190V189H261ZM259 191V194L260 193H262V191ZM6 191V190H5ZM14 191V190H13ZM25 191V190H24ZM111 191V190H110ZM128 191V190H127ZM131 191H129V192H131ZM136 191H137V189H136ZM139 191H141L140 190V188H139ZM149 191V190H148ZM3 190H2V188L0 189V200L3 198H1V195L3 194ZM10 192V193H11ZM15 192H16V188H15ZM14 192V193H15ZM28 192H29V190H28ZM32 192V191H31ZM42 192V191H41ZM49 192V191H48ZM51 192V191H50ZM69 192V191H68ZM103 192V191H102ZM191 192V191H190ZM258 192V191H257ZM5 193H6V195H5ZM9 193V194H10ZM20 193H22L23 194V190L20 192ZM27 193V192H26ZM47 193V192H46ZM65 193V192H64ZM104 192L102 193V194H105ZM154 193V192H153ZM13 193H11L10 195H12ZM36 194V193H35ZM48 194H50V193H48ZM85 194V193H84ZM83 194V195H84ZM140 194H142V193H140L139 192V195ZM157 194V193H156ZM179 194V193H178ZM258 194V195H259ZM20 195V194H19ZM43 195V194H42ZM66 195V194H65ZM90 195V194H89ZM113 195H115L116 196V198H114L113 197ZM129 195V194H128ZM144 195V194H143ZM184 195H186V194H184ZM243 195V194H242ZM256 195V194H255ZM4 196H6L7 197V192H4ZM14 197H15V195H13ZM22 196V195H21ZM21 196H20V198H21ZM39 196V195H38ZM41 196V195H40ZM52 196V195H51ZM61 196V195H60ZM87 196V195H86ZM132 196H135L134 195V193L132 194ZM136 196H138V193H137V195ZM161 196V195H160ZM163 196V195H162ZM162 196H161V198H162ZM172 196V195H171ZM16 197H17V195H16ZM25 197H26V194H25ZM32 197H34V196H32ZM50 197V196H49ZM55 196L53 195V197L52 198H54ZM77 197V196H76ZM101 197V198H100ZM131 197V196H130ZM152 197V196H151ZM182 197V196H181ZM253 197V196H252ZM10 198H11V200H13L12 199V196H10ZM35 198V197H34ZM37 198V197H36ZM42 198V197H41ZM44 198V197H43ZM61 198H62V196H61ZM87 198V197H86ZM114 198V199H113ZM118 198V199H117ZM254 198V197H253ZM258 198H260V197H258ZM263 198V197H262ZM262 198H260V199H262ZM38 199H39V197H38ZM46 199V198H45ZM58 199V198H57ZM57 199H56V201H57ZM67 199V198H66ZM73 199H74V197H73ZM78 199V200H77ZM77 199H75V200H77L76 201V203H79V198H77ZM84 199V198H83ZM82 199V200H83ZM88 199V198H87ZM89 199H91V197L89 196ZM104 199V198H103ZM121 199V198H120ZM131 199L132 198H130L129 200L131 201ZM159 199V198H158ZM168 199V198H167ZM187 199V198H186ZM246 199V198H245ZM264 199V198H263ZM3 201H5L4 199H2ZM10 200V201H11ZM30 200V199H29ZM40 200V199H39ZM54 200V199H53ZM59 200V199H58ZM98 200V201H99ZM154 200V199H153ZM161 200V199H160ZM235 200V201H234ZM14 201V200H13ZM16 201V200H15ZM19 201V200H18ZM37 201V200H36ZM41 201V200H40ZM55 201V200H54ZM84 201H86L87 202V200L85 199ZM83 201V202H84ZM94 201V200H93ZM96 201V200H95ZM95 201H94V203H95ZM124 201V202H123ZM138 201V200H137ZM136 201V202H137ZM147 201V200H146ZM159 201V200H158ZM198 201V200H197ZM260 201V203L261 202H263V201H261V200H259ZM2 202V201H1ZM25 202V201H24ZM30 202V201H29ZM45 202H47L46 200L44 201V203ZM66 202V201H65ZM81 202V201H80ZM92 202V200L90 201V202H88L89 203V205H90V203ZM97 202V201H96ZM109 202V203H108ZM112 202V203H111ZM185 202V201H184ZM190 202V201H189ZM192 202H194V201H192ZM192 202H190V203H192ZM219 202V203H218ZM239 202V201H238ZM12 203V202H11ZM18 203V202H17ZM34 203V202H33ZM39 203H41V202H39ZM44 203L42 204V206L44 205ZM53 203V202H52ZM55 203V202H54ZM76 203L74 204V205H76ZM82 203V202H81ZM102 203V204H103ZM167 203V202H166ZM199 203V202H198ZM259 203V204H260ZM4 204V203H3ZM2 204V205H3ZM13 204V203H12ZM12 204H8L7 203V205H12ZM15 204V203H14ZM26 204V203H25ZM29 204V203H28ZM63 204V203H62ZM93 204V203H92ZM91 204V205H92ZM96 204V203H95ZM99 204H100V202H99ZM121 204V205H120ZM132 204V203H131ZM160 204H161V202H160ZM245 204V203H244ZM246 204H248V203H246ZM263 204H264V202H263ZM0 205H1V203H0ZM6 205V206H7ZM33 205V204H32ZM31 205V208L33 207ZM50 205V204H49ZM61 205V204H60ZM65 205V204H64ZM78 205V204H77ZM83 205V204H82ZM82 205H78V207L80 206V207H82ZM128 205V204H127ZM136 205V204H135ZM144 205V204H143ZM148 205V204H147ZM159 205V204H158ZM179 205V204H178ZM191 205V204H190ZM250 205V204H249ZM23 206V205H22ZM28 206V205H27ZM34 206H36V203H35V205ZM84 206H86V205H84ZM140 206V205H139ZM1 207V206H0ZM2 207H4V206H2ZM13 207V206H12ZM72 207V206H71ZM79 207V208H80ZM170 207V206H169ZM177 207V206H176ZM235 207V208H234ZM10 208V207H9ZM15 208V207H14ZM19 208H20V206H19ZM25 208H28V207H25ZM35 208V207H34ZM42 208V207H41ZM47 208H49L48 207V205H47ZM65 208H66V206H65ZM64 208V209H65ZM74 207H72V209H73ZM87 208V207H86ZM132 208V207H131ZM171 208V207H170ZM178 208V207H177ZM1 209V208H0ZM22 209V208H21ZM57 209H58V207H57ZM63 209V210H64ZM76 209V208H75ZM88 209V208H87ZM109 209V208H108ZM109 209V210H110ZM127 209H129V208H127ZM133 209V208H132ZM137 209V208H136ZM146 209V208H145ZM159 209V208H158ZM185 209V208H184ZM197 209H199V208H197ZM201 209V208H200ZM261 209V208H260ZM5 210V209H4ZM3 210V211H4ZM11 210H12V212H13V209L11 208ZM16 210V209H15ZM48 210V209H47ZM61 210V209H60ZM63 210H61V211H63ZM83 210H85V209H79V215L80 216H77V217H79L78 219H79V222L81 221V217H83L82 216V214H83V212L86 214V212L85 211H83ZM89 210V209H88ZM124 210H126L125 209V207H124ZM124 210L122 211V213L124 212ZM130 210V209H129ZM139 210V209H138ZM143 210V209H142ZM169 210V209H168ZM172 210V209H171ZM182 210H183V208H182ZM7 211V210H6ZM32 211V210H31ZM56 211V210H55ZM75 211V210H74ZM81 211H83L82 213H81ZM134 211V210H133ZM136 211V210H135ZM162 211V210H161ZM193 211V210H192ZM245 211V210H244ZM9 212V211H8ZM35 212V211H34ZM40 212V211H39ZM50 212V211H49ZM65 212V211H64ZM68 212V211H67ZM89 212V211H88ZM132 212V211H131ZM149 212V211H148ZM168 212V211H167ZM174 212V211H173ZM189 212V211H188ZM187 211L185 212V213H188ZM191 212V211H190ZM263 212V211H262ZM0 213H1V211H0ZM6 213V212H5ZM15 213V212H14ZM43 214H44V212H42ZM41 213V214H42ZM61 213V212H60ZM129 213V212H128ZM127 213V211H126V214H128ZM134 213V212H133ZM136 213V212H135ZM134 213V214H135ZM143 213V212H142ZM238 213V212H237ZM246 213V212H245ZM253 213V212H252ZM257 213V212H256ZM259 213V212H258ZM4 214V213H3ZM26 214V213H25ZM37 214V213H36ZM40 214V213H39ZM70 214H71V212H70ZM75 214H78L76 211H75ZM132 214V213H131ZM137 214V213H136ZM166 214V213H165ZM172 214V213H171ZM189 214V213H188ZM239 214V213H238ZM243 214V213H242ZM264 214V213H263ZM13 215V214H12ZM35 215V214H34ZM54 215V214H53ZM120 215V214H119ZM122 215H124V214H122ZM128 215H130V213L128 214ZM162 215V214H161ZM187 215V214H186ZM240 215V214H239ZM253 215V214H252ZM1 216H3V215H1ZM0 216V217H1ZM5 216V215H4ZM14 216V215H13ZM27 216V215H26ZM35 216H37V215H35ZM55 216H56V214H55ZM75 216V215H74ZM131 216V215H130ZM132 216H133V214H132ZM145 216V215H144ZM165 216V215H164ZM175 216V215H174ZM179 216H181V214L179 215ZM33 217V216H32ZM53 217V216H52ZM59 216H57V218H58ZM160 217V216H159ZM162 217V216H161ZM169 217V216H168ZM178 217V216H177ZM187 217V216H186ZM200 217V216H199ZM198 217V218H199ZM230 218H228V219H231L232 217L231 216H229ZM239 217V216H238ZM243 217V216H242ZM254 217H256L255 216V214H254ZM17 218V220H18V217H16ZM15 218V219H16ZM27 218V217H26ZM44 218H45V216H44ZM48 218V217H47ZM47 218H46V220H47ZM70 218V217H69ZM74 219H75V217H73ZM121 218V217H120ZM124 218H127L126 216L124 217ZM129 218H131V217H129ZM135 218V217H134ZM133 218V220H136V218L134 219ZM170 218V217H169ZM197 218V217H196ZM253 218V217H252ZM23 219V218H22ZM28 219V218H27ZM40 219V218H39ZM52 219H54V218H52ZM59 219V218H58ZM57 219V220H58ZM71 219V218H70ZM153 219V218H152ZM166 219V218H165ZM190 219V218H189ZM264 219V218H263ZM20 220H21V217H20ZM31 220V219H30ZM90 220V219H89ZM146 220H147V218H146ZM160 220H161V218H160ZM171 220V219H170ZM180 220V219H179ZM212 220V219H211ZM216 220H217V218L214 220H212V221H215L216 222ZM219 220V219H218ZM249 220V219H248ZM250 220H252V219H250ZM256 220L257 221H260V218H259V220H258V217H256ZM3 221V220H2ZM9 221V220H8ZM19 221V220H18ZM50 221V220H49ZM68 221V220H67ZM120 221V220H119ZM118 221V222H119ZM130 221V220H129ZM139 221V220H138ZM149 221H152V220H149ZM157 221V220H156ZM175 221H177V220H175ZM186 221H188V220H186ZM211 221V222H212ZM243 221V220H242ZM254 221H255V219H254ZM256 221V222H257ZM0 222H1V220H0ZM14 222H15V220H14ZM21 222V221H20ZM36 222H38V221H36ZM41 222V221H40ZM45 222V221H44ZM55 222V221H54ZM53 222V223H54ZM61 222V221H60ZM60 222H59V225H61L60 224ZM137 222V221H136ZM135 222V223H136ZM160 222V221H159ZM244 222H246V221H244ZM16 223V222H15ZM23 223V222H22ZM33 223V222H32ZM51 223V222H50ZM75 223V222H74ZM85 223V222H84ZM91 223H90V226H91ZM133 223V222H132ZM134 223V224H135ZM150 223V222H149ZM158 223V222H157ZM169 223V222H168ZM167 223V224H168ZM195 223V222H194ZM213 223V222H212ZM236 222L234 221V223L233 224H235ZM251 223V222H250ZM264 223V222H263ZM3 224H5V222L3 223ZM3 224H2V226H3ZM7 224V223H6ZM12 224H13V222H12ZM40 224V223H39ZM68 224V223H67ZM80 224H82V223H79V224H77V229H79V230H77L78 232H80V230H82V229H80ZM192 224V223H191ZM231 225L230 223H229V221H228V223H226V224H223V223H218L217 224V226H216V229H218V231H219V234H221V235H226V234H228V233H230V231L233 229V226H234V230H236V228H237V226H235V225ZM239 224V223H238ZM259 224V223H258ZM11 225V224H10ZM18 225V224H17ZM36 225V224H35ZM57 225V224H56ZM70 225V224H69ZM89 225V224H88ZM142 225V224H141ZM145 225V224H144ZM152 225V224H151ZM154 225V224H153ZM152 225V226H153ZM159 225V224H158ZM171 225V224H170ZM196 225V224H195ZM214 225V224H213ZM240 225V224H239ZM245 225V224H244ZM251 225V224H250ZM8 226V225H7ZM22 226V225H21ZM37 226H38V224H37ZM42 227L44 226V224L43 225H41ZM74 226V225H73ZM82 226V225H81ZM156 226V225H155ZM183 226H184V223H183ZM188 226V225H187ZM212 226V225H211ZM246 226V225H245ZM262 226V225H261ZM23 227V226H22ZM51 227V226H50ZM58 227V226H57ZM69 227V226H68ZM71 227H72V225H71ZM76 227V226H75ZM139 227V226H138ZM137 227V228H138ZM142 227V226H141ZM160 227V226H159ZM180 227V226H179ZM190 227V226H189ZM213 227V226H212ZM254 227V226H253ZM8 228H10V227H8ZM32 228V227H31ZM44 228V227H43ZM62 228V227H61ZM70 228V227H69ZM90 228V227H89ZM92 228V227H91ZM90 228V229H91ZM166 228H168V227H166ZM244 228V227H243ZM262 227H260V229H261ZM15 229V228H14ZM34 229V228H33ZM37 229V228H36ZM49 229V228H48ZM57 229V228H56ZM60 229V228H59ZM59 229H58V231H59ZM76 229V228H75ZM159 229V228H158ZM162 229H163V227H162ZM179 229H181V227L179 228ZM195 229V228H194ZM260 229H259V231H260ZM11 230V228L9 229V231ZM38 230V229H37ZM43 230V229H42ZM140 230H142L143 231V229H139V231ZM148 230V229H147ZM155 230H157V229H155ZM169 230V229H168ZM167 230V231H168ZM233 230V231H234ZM2 231V230H1ZM13 231V230H12ZM55 231V230H54ZM57 231V232H58ZM77 231H76V235L78 234L77 233ZM84 231V230H83ZM141 231V232H142ZM152 231V230H151ZM237 231H238V229H237ZM239 231H240V229H239ZM6 232H8V231H6ZM11 232V231H10ZM21 231H19V233H20ZM32 232H34V231H32ZM46 232V231H45ZM85 232V231H84ZM102 232V231H101ZM172 232V231H171ZM181 232V231H180ZM182 232H184V231H182ZM192 232H193V230H192ZM41 233H42V231H41ZM89 233V232H88ZM93 233V232H92ZM97 233V232H96ZM95 233V234H96ZM140 233V232H139ZM152 233V232H151ZM161 233V232H160ZM232 233V232H231ZM262 233H264V232H262ZM3 234V233H2ZM22 234V233H21ZM39 234V233H38ZM50 234V233H49ZM53 234H54V232H53ZM68 234H70V231H69V233ZM99 234V233H98ZM181 234V233H180ZM217 234V233H216ZM238 234V233H237ZM258 234V233H257ZM10 235V234H9ZM13 235H15V234H13ZM27 235V234H26ZM42 235H43V233H42ZM57 235V234H56ZM71 235V234H70ZM80 235V234H79ZM79 235H77V236H79ZM83 235H84V233H83ZM89 235V234H88ZM105 235V236H106ZM151 235V234H150ZM149 235V236H150ZM183 235V234H182ZM188 235V234H187ZM186 235V236H187ZM218 235V234H217ZM244 235V234H243ZM242 235V236H243ZM11 236H12V234H11ZM16 236V235H15ZM25 236V235H24ZM28 236V235H27ZM27 236H25V238L27 239ZM76 236V237H77ZM148 236V235H147ZM176 236V235H175ZM184 236H185V234H184ZM189 236V235H188ZM223 236H221L220 237V235H219V237L221 238V239H219V237H217V239L215 240L216 242H215V244L217 245L213 250H211V251H213V252H210V249H211V247H210V249H208V247L206 248V252L207 253H210V254H213L212 256H213V259H212V263L213 264H223L224 263V261L226 260V258L228 259V258H230V260H231V258L233 257V258H235L233 255H234V252L235 253H239L240 251L236 248L235 249V251L234 250H231L230 251V248L231 247H233L232 245H230L231 247L229 248V246L228 247H225V246H227L226 245V240H224V238L225 237H223ZM18 237H20V236H18ZM17 237V241H19V238ZM22 237V236H21ZM36 237V236H35ZM42 237V236H41ZM51 237V236H50ZM54 237V236H53ZM57 237V236H56ZM64 237V236H63ZM72 237V236H71ZM70 237V238H71ZM84 236H79L78 237V248H79V250L78 251H76V252H74L75 253V255L73 254L72 256H74V258L76 259H74L73 258V260H75V261H77V264H86V259L88 258L87 257V255L88 254H86V252L84 251L85 249H84V243H83V239L85 240V238H83ZM97 237H98V235H97ZM104 237V236H103ZM155 237V236H154ZM163 237V236H162ZM181 237V236H180ZM228 237H230V236H228ZM1 238V237H0ZM4 238V237H3ZM14 238V237H13ZM59 238V237H58ZM65 238V237H64ZM74 238V237H73ZM166 238V237H165ZM189 238V237H188ZM194 238H195V236H194ZM193 238V239H194ZM234 238V237H233ZM23 239H24V237H23ZM26 239H25V241H26ZM44 239H46V238H44ZM53 239V238H52ZM61 239V238H60ZM118 239V240H117ZM177 239V238H176ZM185 239V238H184ZM187 239V238H186ZM198 239V238H197ZM226 239H227V237H226ZM235 239V238H234ZM257 239H258V237H257ZM8 239L6 238V240L5 241H7ZM11 240V239H10ZM15 240V238L13 239V241ZM29 240H30V237H29ZM34 240V239H33ZM37 240V239H36ZM42 240V239H41ZM69 240V239H68ZM74 240V239H73ZM220 240V241H219ZM1 241V240H0ZM12 241V242H13ZM24 241V240H23ZM22 241V242H23ZM31 241V240H30ZM50 241V240H49ZM67 241V239L65 240V242ZM75 241H76V239H75ZM86 241V240H85ZM193 241H195V240H193ZM192 241V242H193ZM211 241H212V239H211ZM214 241V240H213ZM212 241V242H213ZM228 241H229V239H228ZM262 241V240H261ZM11 242V243H12ZM19 242H21V241H19ZM27 242H28V239H27ZM32 242V241H31ZM36 242V241H35ZM40 242H42V241H40ZM39 242V243H40ZM58 242V241H57ZM71 242V241H70ZM99 242V241H98ZM103 242V243H104ZM220 242V243H219ZM259 242V241H258ZM5 243V242H4ZM7 243V242H6ZM14 243V245H15V242H13ZM18 243V242H17ZM29 243V242H28ZM28 243H26V244H28ZM68 243V242H67ZM103 243H102V245H103ZM190 243V242H189ZM228 243H230V241L228 242ZM239 243H240V241H239ZM239 243H237V244H239ZM19 244V243H18ZM18 244H17V248L19 247H21L20 245L18 246ZM36 244V243H35ZM44 244V243H43ZM70 244V243H69ZM77 244H75L74 246H76L75 248L76 249H78L77 248ZM96 244L98 245V243L96 242ZM156 244V243H155ZM207 244V243H206ZM211 244V243H210ZM215 244L213 245V246H215ZM219 244H220V246H219ZM244 244V243H243ZM8 245V244H7ZM40 245V244H39ZM58 245V244H57ZM63 245H64V243H63ZM66 245V244H65ZM73 245V244H72ZM101 245V246H102ZM113 245V246H112ZM154 245V244H153ZM157 245V244H156ZM172 245V244H171ZM235 245V244H234ZM245 245V244H244ZM259 245V244H258ZM31 246V245H30ZM29 246V247H30ZM54 246V245H53ZM74 246H73V248H74ZM191 246V245H190ZM202 246V245H201ZM204 246V245H203ZM57 247V246H56ZM112 247H114L113 248V252L111 253V251H110V249L112 248ZM148 247V246H147ZM168 247V246H167ZM198 247H200V246H198ZM197 247V248H198ZM205 247H206V245H205ZM235 247V246H234ZM237 247H240L239 245H237ZM18 248V253H16V251H15V253L17 254V256H18V259L17 260H19V259H21V260H25V256H27V255H25V254H23V252H22V250H20ZM21 248H23V247H21ZM38 248V247H37ZM61 248V247H60ZM67 248V247H66ZM71 248V247H70ZM74 248V249H75ZM103 248V247H102ZM101 248V249H102ZM105 248V249H106ZM171 248V247H170ZM181 248V247H180ZM201 248V247H200ZM200 248H198V249H200ZM217 248H218V250L219 251H217ZM220 248H222V251H220L221 249ZM259 248V247H258ZM4 249H6V248H4ZM33 249V248H32ZM86 249H88L87 248V246H86ZM154 249V248H153ZM190 249V248H189ZM188 249V250H189ZM204 249V248H203ZM234 249V248H233ZM261 249V248H260ZM8 250V249H7ZM55 250V249H54ZM63 250V249H62ZM73 250V249H72ZM99 250V249H98ZM104 250V249H103ZM106 250V251H107ZM112 250V249H111ZM159 250V249H158ZM166 250V249H165ZM173 250V249H172ZM192 250V249H191ZM245 250H246V248H245ZM250 250H252V249H250ZM25 251V250H24ZM48 251V250H47ZM53 251V250H52ZM66 251V250H65ZM105 251V252H106ZM155 251V250H154ZM185 251H187V250H185ZM194 251V250H193ZM205 251V250H204ZM1 252V251H0ZM27 252V251H26ZM54 252V251H53ZM170 252V251H169ZM197 252H199V251H197ZM203 252V251H202ZM215 252V253H214ZM264 252V251H263ZM63 253V252H62ZM65 253H67V252H65ZM88 253V252H87ZM95 253V252H94ZM109 253H111V254H109ZM184 253V252H183ZM186 253H188V252H186ZM237 253V254H238ZM240 253H242V252H240ZM239 253V254H240ZM4 254V253H3ZM3 254H1L0 256H2ZM11 254V253H10ZM31 254H33V253H31ZM37 254H38V252H37ZM72 254V253H71ZM100 255H101V253H99ZM98 254V255H99ZM105 254V253H104ZM197 254V253H196ZM202 254V253H201ZM238 254V255H239ZM248 254V253H247ZM258 254V253H257ZM6 255V254H5ZM25 255V256H24ZM30 255V254H29ZM35 255V254H34ZM49 255H50V252H49ZM52 255V254H51ZM97 255V256H98ZM99 255V256H100ZM147 255V256H146ZM156 255V254H155ZM166 255V254H165ZM238 255H236L237 256V258H240V257H242L241 256V254H240V257H238ZM245 255V254H244ZM16 256V255H15ZM24 256V257H23ZM33 256V255H32ZM48 256V255H47ZM55 256V255H54ZM164 256V255H163ZM170 256V255H169ZM200 256V255H199ZM230 256V257H229ZM3 257V256H2ZM7 257H8V252H7ZM6 257V260L8 259ZM34 257V256H33ZM32 257V258H33ZM174 257H176V256H174ZM211 257V256H210ZM246 257H247V255H246ZM5 258V256L2 258V260ZM24 258V259H23ZM42 258V257H41ZM45 258H47V257H45ZM51 258V257H50ZM96 258V257H95ZM160 258V257H159ZM161 258H162V256H161ZM191 258V257H190ZM196 258H198V257H196ZM200 258V257H199ZM102 259V258H101ZM101 259H99V260H97V261H99L100 262V260ZM151 259V260H150ZM202 259V258H201ZM209 259V258H208ZM2 260H0L1 262V264H3L4 262H2ZM20 260V261H21ZM43 260V259H42ZM68 260V259H67ZM154 260V261H153ZM173 260V259H172ZM171 260V261H172ZM176 260V259H175ZM181 260V259H180ZM187 260V259H186ZM233 260V259H232ZM4 261V260H3ZM31 261V260H30ZM69 262H70V260H68ZM87 261H88V259H87ZM96 261V260H95ZM95 261H93L92 260V264H99V263H97V262H95ZM101 261V262H102ZM158 261V260H157ZM182 261V260H181ZM22 262V261H21ZM47 262V261H46ZM52 262V261H51ZM58 263H59V261H57ZM72 262V261H71ZM169 262V261H168ZM183 262V261H182ZM181 262V263H182ZM230 262H232V263H234V262H236V261H230ZM246 262V261H245ZM249 262V261H248ZM16 263V262H15ZM18 263V262H17ZM24 263V262H23ZM30 263V262H29ZM73 263H76V262H74L73 261ZM210 263H211V261H210ZM238 263H239V261H238ZM4 264H7L6 262L4 263ZM11 264V263H10ZM24 264H26V263H24ZM41 264V263H40ZM51 264V263H50ZM72 264V263H71ZM102 264V263H101ZM157 264V263H156ZM225 264V263H224ZM228 264V263H227ZM235 264V263H234Z\"/></svg>","mask_w":264,"mask_h":264}]
</instances>
